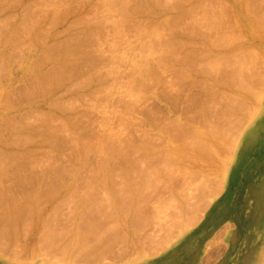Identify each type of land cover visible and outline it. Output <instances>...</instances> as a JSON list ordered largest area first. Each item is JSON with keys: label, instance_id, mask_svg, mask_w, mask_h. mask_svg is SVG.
<instances>
[{"label": "rangeland", "instance_id": "374dc122", "mask_svg": "<svg viewBox=\"0 0 264 264\" xmlns=\"http://www.w3.org/2000/svg\"><path fill=\"white\" fill-rule=\"evenodd\" d=\"M3 1L5 3H3ZM11 1L12 0H9V1L8 0H0V3L1 2L3 3V4L1 3L0 6L1 5L2 6L6 5L5 7L1 8V10L3 9L2 12L0 10V17H1L0 18V25H1L0 26V30L2 29L0 31V41H1V39L2 40L5 39V35H6V37L9 36V34L7 36V30L6 29H8V31H9V28H10V31L11 30H15L14 31L15 34H12V32H11V34L13 35L14 39H16L17 37L19 39V36H20L21 38L18 41L26 42L25 38L22 36V33H23L22 31H23V29H25L24 27L25 26L29 27V25H31V23H30L31 19H33V20H31V22H33V21L37 20L38 18H40L38 20V23H39L43 19L41 17L43 15H45V14H46V16H44V17H46V18L43 19L44 21H41L42 23L41 22L39 23L41 25L44 24V23L46 24L48 16L51 17V15H52V16L55 17L56 14H57V16H58V14H60L58 16V20H61V15L64 16V18L62 16V20L60 21L61 22L60 24H59L57 18H55L56 21L54 19V21L57 22L54 27L58 30V33H54L55 38L51 39V41H53V42H54V40L59 41L58 38L60 36H58V35H61V37L63 36V38L66 36V39L65 38L61 39L62 41L60 40L58 42L60 44H58L57 41L54 42L55 43L54 45L56 47L55 46L52 47L53 46V42L50 41V43L52 44L50 47H52L53 53L57 54V56L59 55L58 54L60 52L59 50H61L62 53L60 52L61 54L57 58V56L55 57V55L52 53V51L50 52V50H49L48 51L49 54L46 52L47 53L46 56L49 55V57H51V56L54 55V57L53 58L51 57L50 58L51 60L49 59V57H48V60L45 57L46 61L43 60V59L40 60L41 63H43V64L39 63L40 61L38 60L37 64L36 63L34 64V68L36 69L35 71L27 70V69H24L23 71H20L18 69V66H19L18 64L21 63L20 62L21 59L23 60V58L25 59V57H29V51L32 50V47H34V48L37 47L39 45V43L45 39L44 38L45 37V33H42V34L40 33L41 35L39 34L40 36H37L35 38V40L34 39L30 40V43H33V45L31 44L32 46L30 45V43L28 41L30 47H29V45H27L28 43H26V44L24 43L25 44L24 46H23V43H22L21 44L22 46L20 45L21 47L16 45V46H18V48L13 49L12 53H11V51L10 52L8 51V53H4L5 57L3 56L4 54L2 56L0 55V57H3V58L0 59V64H1L0 65V83H4L5 82L4 79L7 78V77H9V80H10V81H7L8 82L7 84H5V89H3L4 87H2V89L0 88V99L2 98V100L4 101V103H3L2 100H0L1 101L0 102V119H1L0 120V133H2V134H0V136L5 137L7 135H9V136L11 135V138H15L13 140H17L19 138L17 137V139H16V136L13 135L14 136L13 137L12 134H11L13 132V130H14V132H18L17 136H19L20 139H22L23 141L22 140H20V141L17 140V142L15 143L16 145H15L14 142H11L10 140H8L9 142L6 141L5 139L7 137L5 139H3L1 137L0 140L1 141L4 140L3 141L4 144H3V142H2V144L6 148L7 152H8V149L10 150V153L12 152L11 149H13L14 146H16V148L15 147L14 148L17 150V148H18L17 145L18 144H19V146L22 145V146H20L21 148L24 147L23 149H20V147H19L18 148L19 150H17V151L15 150L16 151L15 154H18V156L20 158L16 157L15 154H13L12 157L16 158V159H13V158L9 159L11 157L10 153L8 152V154H7V152L5 151V148H3V145L0 144V153L4 152V151L6 152V153H1L0 154V161H1L0 162V165H1L0 166L1 167L0 168V172H1L0 176L3 175L2 177H0V180H1L0 181V193H1L0 197L3 196L2 198H0V202H1V200H4V201L1 202L0 210L4 209L3 212H5V210H6L7 213L9 214L10 213L9 211L12 208L13 210L11 209V211L15 210V212H13V213H16L15 214L16 216L14 214L12 215L10 213V215H12L13 217L9 215V218H8L9 221L6 220L8 222V223L6 222V224L10 223V225H8L6 229H4L5 227H2V228L0 227V230L1 229L6 230V231H10L11 230L10 232L14 231L12 233L8 232L9 233L8 234L7 232L5 233V232H3V230H1L4 233V236L3 235H0V236L6 237V239H8V241L6 239H2L0 237L1 238L0 239V249H1L0 250V264H264V203L263 204L259 203L258 198H257V193L263 192V194H264V86H262V84L264 83L263 82L264 80H261V77L262 78L264 77V76H262V74H263L262 71H264V28H262V27H264V21H262V18L264 17V11H263L264 10V2H263L264 0L263 1L262 0H257L258 2L255 1L256 3L254 2V0H248V2H250V4L254 3L255 5L257 4V6L260 4L259 6L262 7V8L260 7L261 9L259 7H257V10L260 9V11L258 10V12H257V14H259V17H257V18H256V16H258V15L257 14L255 15V13H254V11H256V8H254V7H256V6H253L254 5L253 4L252 5L253 8L251 7V9H250L251 5L248 2L245 3L246 0H238V1L237 0H216V1L213 0L214 2H212L211 0H202L201 3H199V0H195V1H193V0H186L185 1L184 0L185 4L189 3V4H186V6L187 5L190 6V3L191 4H195L196 3V5H197V3H199L197 5V7L201 6V7H199L201 9H199V8L197 10L194 9V11L191 10L190 8L192 7V9H193L194 6L196 8V5H194V6L192 5L190 7L189 6L186 7L184 5L183 0H181V1L177 0V3H176L175 0H172L173 3H171V0L169 1L170 3L168 2V0H162V2L164 1V3H162L161 0H158V1L161 2V5H163L164 8L160 4H158V5L161 6L160 8H159V6H157V3H159L157 0L156 1L155 0L154 1L151 0V2H149V0H148L147 2L149 4L147 5V3H146L145 6L152 7V5H153V6H155L154 9L157 8V7H158V9H160L158 11L159 13L156 12V10H158V9H155L156 13L152 12V13L155 14V17L151 15V18L152 17H154V18H159L160 17L158 19L159 21L157 19H152V20H154V22H153L154 24H152V20L149 21L151 19L150 18V14L149 13H145V12H143V14H142V12H140L139 14H140L141 17H143V15H144V17L142 18L143 21H141V23L143 25L139 21V20H142V19L141 18L139 19V17L137 16L138 19H139L138 20L139 23L136 22L138 24L137 33L134 32L135 30L134 31L131 30L132 28L134 29V26L132 28H131V26L133 24H136L135 21L137 20V18H136V20H132L131 19V20L125 21V24L127 23V25L124 24L123 25L124 27H123L121 25V22H120L121 21V14H120L119 10L115 11L116 13L114 11L112 13V10H114V8L112 7V8H110L111 12H110V10L107 11L108 8L112 6L109 3L107 4L109 7L106 5L107 1L109 2L110 0H98L99 2L97 0H86V1H84V0H80V1H78V0H69L68 1L67 0L69 3L66 0H64V2H66L67 4L64 3L63 0H13L12 2ZM72 1H75L74 2L75 5L73 3H71ZM100 1H103V2L101 3ZM104 1H106V3ZM122 1H123L124 5L127 4L126 6H128V7L129 6L133 7L134 5H136L137 2H140V0H130V1L129 0L128 1L127 0L126 1L122 0ZM13 2H15L16 4L15 3L13 4ZM26 2L27 3L29 2L30 5L28 4L26 6H21L24 3H26ZM56 2H58V4ZM62 2H63V4H62ZM86 2H88L89 4L86 3ZM114 2H115V0H114ZM219 2H220V4H218ZM33 3H35V4H33ZM55 3L57 4V7H56ZM129 3L131 5H129ZM140 3H143V1L141 0ZM140 3L137 4V6H138L137 9H139V8L141 9L143 7V6L140 7L142 5V4L140 5ZM165 3L168 4V5H166ZM178 3H180V5H178ZM202 3H203V5H201ZM240 3H242V4H240ZM7 4H8V6H7ZM58 5L60 7H58ZM69 5H71V6H69ZM72 5H73V7L75 6V8H73ZM76 5L79 6V7L81 6V8L77 7ZM82 5H84V6H82ZM102 5H103V7H102ZM115 5H116L115 7H117V6L119 7V5H117V3ZM182 5H183V7H182ZM239 5H241L242 8ZM54 6H55V8H54ZM88 6H89V8H88ZM208 6L210 7V9L208 8ZM247 6L249 7L248 9H247ZM21 7H25L24 8L25 12H24V10L23 11L21 10ZM30 7H31V9H30ZM52 7L54 9H52ZM167 7L170 10H167L168 9ZM217 7H218V11L219 10L220 11H219V13H218V11H216L217 14H216V16H214L215 15L214 12L217 9ZM244 7L246 9H244ZM27 8H28V10H27ZM60 8L61 9L63 8V12H61L62 10ZM161 8L163 9V11H161ZM165 8H167V9L165 10ZM184 8H189L190 10L184 9ZM57 9L59 10V12H57L58 11ZM75 9H76V11H75ZM115 9H119V8H115ZM203 9H204V11H205V9H207L206 13L204 12L205 14L202 13ZM242 9H244V10H242ZM13 10H14V12H13ZM30 10H31V13H30ZM66 10H68V11L66 12ZM69 10H71V11H69ZM84 10H86V11H84ZM139 10H137V11H139ZM174 10H175V12H173ZM179 10L181 11V13H179ZM211 10H213V11H211ZM235 10L237 12L236 14L234 12ZM3 11H4V13H3ZM36 11H38V13ZM42 11L43 12L45 11L44 12L45 14ZM182 11H183L184 15H183ZM195 11H197V12H195ZM207 11L211 12V14L213 13L214 15L209 14ZM246 11H249V12L246 13L248 16H246V14H244ZM19 12L22 15L27 13L29 16L34 12L35 15L34 14H32L33 16L31 15L33 18L28 16L30 18V20L27 17H25L24 20L21 19V21H20L19 20L20 19V17H19L20 15H18V14H20ZM85 12H87L88 14L85 13ZM96 12H98V13H96ZM100 12H101V16L99 15ZM177 12L179 13V16H178ZM223 12H224V14H223ZM11 13L12 14L14 13L13 17H15V18H13L10 15ZM80 13H82L81 17H80ZM185 13H186V15H185ZM188 13H191V14H189L187 16ZM192 13H194L197 16H194V14H192ZM220 13H222V14L220 15ZM261 13H262V16H261ZM66 14H67V16H66ZM77 14H79V15H77ZM104 14H106V15H104ZM203 14H204V16H203ZM207 14H208V17H207ZM218 14L221 17V18H219V20L221 19L220 23L218 22L219 20L217 18V16L219 17ZM22 15H21V17H22ZM84 15H87V16L84 17ZM107 15H109V16L107 17ZM137 15H138V12H137ZM146 15H148V16H146ZM190 15H192L193 17L191 18ZM201 15H202V17H205V15H206V17L201 19V22L199 24ZM249 15H250V17H249ZM8 16H9V18L11 16L10 19L12 21L8 18ZM92 16L93 17L95 16V18H93ZM145 16H146V18H148L147 21H149V23L151 22V26L155 25V30L153 29V32L150 29L146 30L150 26V24L146 22ZM157 16H159V17H157ZM170 16H172V18H170ZM185 16H187V17L185 18ZM209 16H214L215 19H214V17L213 18L211 17L212 20L210 21L211 18ZM235 16H236V18L238 16L239 20L236 19ZM23 17H24V15H23ZM54 17H52V18H54ZM76 17H78V18H76ZM79 17H80V19H79ZM173 17H175V18H173ZM228 17H229V19H228ZM243 17L246 19V21H245V19ZM260 17H262V18L259 19ZM89 18H90V20H89ZM177 18L179 20H181V21H179ZM182 18H183V20H185V22L187 21L186 22L187 24L182 21ZM189 18H190V20L195 18L194 20L196 22H197V20H199L198 21L199 27H201V24H202L201 30L200 29H196L195 30V28H198L197 23L193 22V20L190 21ZM226 18L228 20H230V19L231 20L227 21ZM65 19H67L66 21H68V22L65 23ZM74 19H75V21L77 19L80 20V21L77 20L75 22V21H73ZM102 19H105V20H102ZM160 19L162 21L165 20V22L167 20L172 22V20L176 19V20H174V24H175V22H176V24H175V26H173L174 25L173 22H172V25H171V22H170V25H171V27H170L168 21L166 23H164V22H161ZM233 19H235V21ZM253 19H255V20H253ZM17 20H19L20 23ZM22 20L23 21L26 20V21H29V22H26V21L23 22V24L24 23H26V24H24V25L22 24L23 26L21 27L20 25L22 23ZM94 20H96V21H94ZM155 20H157V22ZM206 20H208V24H209V21L213 24V22H216L218 20L216 25L214 23V25H215L217 30H218L217 27L222 28L224 23H226V28L223 27L222 29H220V32H221V30H223V29L225 30L226 29L227 31H229L228 33L232 35L231 31H233V34L236 32L235 34L239 38L238 37L236 38V36L232 35L233 36V40H231L230 38L232 36L227 34L230 38H228V36L226 35L227 37H225V40H223L224 37L222 35L224 33H227V31L225 32L223 30L224 32L222 31L223 32V34H222V32L221 33H219V31L217 32V30L215 29L214 25L213 26L212 25L209 26L210 28L208 26L206 27L205 24L202 23V22H204ZM237 20L240 21L241 23L238 22ZM7 21H9V22L7 23ZM14 21H16V22H14ZM83 21L85 22V24H84ZM98 21H100L99 24L106 23V24H104L106 27H104V28L101 27V26H104L103 24L97 27L95 24H98ZM129 21H132L130 23L131 26L130 25L128 26V24H129L128 22ZM188 21H190V22H188ZM225 21H227V22H225ZM249 21H251V22H249ZM255 21H256V23L257 22L258 23L256 24ZM261 21L263 22V25H262ZM17 22L19 23L18 25H17ZM143 22L146 23V25ZM155 22L158 23V24H156ZM159 22H161L163 24V28H164L163 30L161 28L162 26H160L162 24L159 23ZM179 22H180V24H177ZM248 22L252 26L253 25L254 26L252 27L250 24L247 25ZM259 22H261V25L259 24ZM11 23H12V26H11ZM114 23H115V25H114ZM190 23H192V25H190ZM193 23H195V25L197 27L194 26L195 28H193V25H194ZM205 23H206V25H208L207 21ZM218 23L221 24L222 27ZM227 23L230 24V26H228ZM5 24H7V25H5ZM48 24L49 23L47 21V25ZM64 24H66V27H65ZM112 24H113V28L111 26ZM139 24H140V26H139ZM147 24H149L148 27H147ZM231 24L236 26V27L235 28L232 27ZM47 25H45V28H47ZM116 25H119V26L116 27ZM156 25H159V26L156 27ZM183 25H185V26H183ZM186 25H187V27H189L187 29H190V28L192 29V31L190 30L192 33L195 32V33H193L194 35L198 34V30H200L199 33L202 34L204 26L206 28H209L210 31H211V27L212 28L214 27V29L216 30L217 34L218 33L222 34V35H218V36H220L222 38L223 42L226 41V40H229V39L231 41H233V42L230 41L231 42L230 44L219 46L221 44L219 41H221V40L215 41L216 36H217V35L216 36L214 35L215 32L213 30L211 31V32H214V34H213V36L215 37V39H214L211 36V32L209 30H208V32H205V31H207V29L204 28V32L205 33H209L210 32L209 33L210 36L208 35L207 40L211 41V40L214 39V41L216 42L215 43L213 41L214 42L213 43L214 46H213L212 41H211V44L213 46V47H211L210 42L205 40L206 37L204 38V34L205 33H203V35L201 37L197 38L196 37L197 35L193 37L192 33L189 32L185 28ZM13 26H15L14 27L15 29H12ZM16 26L18 28H20V29L23 28L22 31L17 29ZM49 26H50V24H49ZM49 26H48V28H49ZM69 26H70V28H68ZM114 26H115V28H114ZM151 26H150V28H151ZM2 27H4V28H2ZM76 27H78L77 28L78 30H75L74 32L71 31V32L74 33V35H76V33L79 30H81V31H79L77 33V35L79 34L78 37L75 36L76 40H75V37H74L73 33L70 32L73 35V42L75 40V42L73 43L72 39H71L72 37L69 36L70 35L69 31L71 29L74 30ZM121 27L124 28L123 29V33L121 32V30H122ZM125 27H130V30L133 31L134 33H132V32L130 33L129 32V28H127L128 31H124V30H126ZM139 27H141V28H139ZM228 27H230V28L228 29ZM62 28H64L63 31L61 33H59V30L62 29ZM66 28H68L67 30H69L67 32L68 34H66V31H67ZM95 28H97V30ZM110 28H111V30L114 29L113 33L110 30ZM117 28H118V31L116 30ZM159 28H161V32H160ZM168 28H170V29H168ZM56 29L53 28V32ZM82 29L86 30L87 32L85 33L84 30L82 31ZM103 29H104V31H103ZM19 31H21L22 33L19 32ZM116 31L119 32V34ZM150 31L153 34H151ZM1 32H2L3 35L5 34L3 37H2ZM55 32H57V31H55ZM89 32H91V33H89ZM120 32L122 33V35H121ZM186 32L187 33L189 32L188 34L191 33L190 34L191 35L190 40H188L190 35L187 36ZM99 33H101L103 37ZM171 33L175 34V35H177L179 33L178 35L180 36V38L178 37V35L175 36V37H171ZM181 33H183L184 36L180 35ZM184 33H186V34H184ZM237 33L239 35H237ZM56 34H58V35H56ZM200 34H199V36H200ZM14 35H16L17 37H14ZM87 35H88V37H87ZM164 35H165L166 38L164 37ZM82 36L83 37H87V38L84 39ZM121 36H122V38H121ZM242 36L244 38H242ZM67 37L70 40H68ZM89 37H91L90 38L91 40L89 39ZM93 37L94 38L96 37L95 39H97L99 37L97 40H95V41H97L95 44H94V41H93L94 40ZM113 37H115L114 40H113ZM116 37H118V38H116ZM167 37H169V38H167ZM177 37L179 38V41L182 39L181 37H185V38L187 37L186 39L184 38L185 41L187 40L189 42V43H187L186 46H188V44H190V43H191L190 44V46H191L194 42H195L194 44H197L196 42H198V40L195 41V38L201 39V41L199 40V44L200 45H201V43L202 44L206 43V44H204L202 46H204L206 49L208 48L209 50H210V48H212V50L215 51V53L220 55V56H218L216 54L217 61H218L219 57L222 56L221 55L222 52H226L227 53L228 51L233 50V49H234L233 51H235V54H232L233 52L231 53L233 56L236 55V57H239V56H237L238 55L237 53H239V51H241V53H243L245 51L243 53V55L245 54L247 56L244 57L242 55V58H235V56L233 57L231 55L233 57L232 58L230 56V52L231 51L229 52V54L227 53L228 55L223 53L225 56H230L231 58H229V59L232 60V61L231 60L229 61V59H227V57L224 56L226 58L225 62L228 61L230 63H225L223 65L222 64V63H224V60H222L224 58L223 56H222L221 60L219 59L220 60V61H218L219 63H217V61L214 58V54L215 53L212 50H211L212 51V53H211V51L209 52V50L207 49L208 53H206L207 50L204 47L202 48L200 45L199 46H195L194 44L192 46H194L197 49H199L197 51L198 53H199V51H202L201 52L202 54H200V53L196 54V51H195L196 48H194V50L189 51V52L191 53V52L195 51L194 52L195 55H194V53L193 54L189 53L190 54V56H189L188 52H186L183 49L184 47L182 45V43H184V45H185V43L187 41L183 42L184 40L182 39L181 40V44L179 46L180 48H179L177 44H179L180 42L178 41ZM240 37H241V39H240ZM111 38H112L113 41L111 40ZM193 38H194V41H193ZM210 38H212V39H210ZM100 39H102V41ZM103 39H105V41ZM107 39H108V41L109 40L111 41V42L110 41L109 42L112 45L110 43H108ZM174 39L175 40L177 39L176 40V42L178 41L177 44L174 41ZM63 40H65L64 41L65 44L68 41L69 42L71 41V42L70 43L68 42L66 45H64V43H62ZM98 40H100L101 42H99ZM171 40L175 42V44L173 42L174 46L177 45L176 48H173L174 46L173 45L171 46V44L168 46L169 43H172ZM83 41L85 42V44H83L84 43ZM166 41L167 42L169 41V42H168V44L166 45L165 48L168 49L171 46L170 49L173 48L174 49V50L172 49L173 51L169 50V49L166 51L165 48H164V51L158 49L160 47L162 49V47L165 46L164 44H166ZM192 41H193V43H192ZM88 42L89 43L91 42L90 43L91 46L94 44L96 49L94 48V46L90 47ZM98 42L100 43V45L103 42L102 44H103L104 47L102 46V48H101L100 45L98 46ZM106 42H107L108 46L105 45ZM163 42H164V44H163ZM71 43H72V46L70 45ZM77 43H78L79 46L81 44V48L77 45ZM156 43L158 44L157 47H156V45H157ZM207 43H208V45H207ZM62 44L65 46L64 50H63ZM209 44H210V46H209ZM58 45H61V46H59V48L62 47V49L57 48ZM69 45H70V47H73V49L71 48L72 52L75 51V46L77 45L76 46V51H79V52H85L86 51L85 54L88 53L87 55H89V56L84 55V53H79V52L77 53L76 51H75V53H71V51H68V49H67ZM73 45H75V46H73ZM84 45L86 47H84ZM159 45H162V46H159ZM26 46L29 47V48H26ZM186 46H185V49L190 50V48L189 47L186 48ZM223 46H224V48H222ZM24 47L26 49H24ZM215 47H216V49L217 48L218 49L215 50ZM245 47H247V48H245ZM55 48H57V52L55 51L56 50ZM177 48H178L179 51L175 50ZM219 48H220V51H222V50H224V51L219 53ZM18 49H21V50H18ZM247 49H249L250 51L247 50ZM17 50H18V52H17ZM69 50H70V48H69ZM92 50H94L95 52L93 51V53L91 52V54H90L88 51H92ZM180 50H184V53H183V51H181V53H182L181 55L179 54ZM168 51L170 53L172 52V55H175V54L177 55L178 54L177 56L176 55L174 56V58L176 57V59L178 58V59L181 60V58H184L185 63H186L187 66L184 63H182L180 60L178 61V59L176 60V59L173 58L174 60H170V59H172L173 56L171 57V54ZM203 51H206L205 54H204ZM216 51H218V52H216ZM236 51H238V52H236ZM3 52H7V51L4 50ZM163 53H166V56L169 53L170 56L168 55V58H167ZM185 53H187V56H188L187 59L189 57H193V59L189 58L190 60L192 59L191 63H189V59L186 61L185 56L182 57ZM249 53H250V55H249ZM70 54H72V56ZM73 54H79V55L75 56L76 58H78L82 54V57L78 58L79 59L78 60L79 63L77 62V59H74L75 57H73ZM207 54H210L212 57L208 56ZM251 54H253V55H251ZM6 55H8L7 58H6ZM66 55H68V56L70 55V57L73 58L72 60H74L76 64L74 62H72V60H70V57H69V59H67L68 56L66 58ZM94 55H96L97 57L99 56V58H98L99 62H98V60H95V58H97V57H95ZM111 55H114V56L111 57ZM179 55L181 56V58H179L180 57ZM196 55H201L202 57L204 55L205 59H208V58L212 59L213 58V61L215 60L217 65L212 60H211V64L213 62L216 65V66L214 65L215 66L214 67L213 64H212V66L214 68L212 66H208L207 65L209 63V61L208 62L202 61L203 63L202 64L200 63V65H203V67L199 66L198 61H197L198 64L196 65L195 64L196 62L195 63H193V62L196 61L198 57H200V56L197 57ZM87 57L89 58V60L87 59ZM202 57H200L201 60H203ZM240 57H241V54H240ZM9 58H10V61H8ZM195 58H196V60H194ZM247 58H249V63H247V62L243 63V61L245 59H247ZM254 58H256L258 60H254ZM66 59H67V61H69L68 64H67ZM82 59H83V61H82ZM90 59L92 61L91 65H90V63H91ZM236 59H239V61H242L241 62V64L243 63L242 65L245 64L243 69L246 67V65H247V68L251 66L249 69H247V71H249L251 69L250 71H252L254 75H251V73H249L251 75L250 76L251 77L250 80H249V76H247V79L250 81L249 84L251 83V80H252V85L250 84L251 87L254 89V88H258V87L261 86L262 90H261V88H260V91H259V89H257V90L254 89V92H251V94H249L250 92H248V91H247L248 93L245 92L241 87H239L240 89H238V86H240V85H238L239 82L236 81V79H233V78H237V80H238V75H237V73H235V71H237V70L235 69V71H234V69H233L234 72L231 71V69H232L231 67L234 66L233 65L234 63H235L236 68L239 65L237 63L239 61L238 60L236 61ZM251 59H253L254 62H253V60L251 61ZM59 60L60 61H62V60L64 61L65 60L66 61V64L68 66L64 65L65 64L64 63V64H62V66L64 65L63 66L64 68L63 67L62 68H63V70L65 72H67V73L70 72L71 75L70 74H66L65 72H63L66 76L67 75L68 76L66 77L64 74L61 76L62 72H60L58 70L61 67L60 64H59V62H60ZM93 60L97 61V62H93ZM101 60L105 61L106 64L103 63ZM162 60H163V62H161ZM167 60H170V63ZM184 60L182 59L183 62H184ZM201 60H199V61H201ZM2 61H4V62H2ZM18 61H19V63H18ZM53 61H55V63H51V64H54L56 66H54V65H52L54 67H52L51 65L49 66L48 63L49 62H53ZM84 61L87 62L86 63L87 65L89 63L90 66H93L94 71H96V72L93 71V68H89V65L87 66ZM145 61H146V63H145ZM174 61L176 63H174ZM9 62H11V63H9ZM143 62H144V64H143ZM151 62H153L155 64V66H154L153 63L151 65ZM255 62H257V63H255ZM4 63L5 64L7 63V64L4 65L5 67H2ZM38 63H39V65L40 64L41 65L39 66ZM45 63H47V64H45ZM80 63L82 65H79ZM97 63H98V65H97ZM167 63H169L170 65H174V66H169V64L166 65ZM220 63L222 65H220ZM44 64H45V67H44ZM58 64H59V66H58ZM69 64L73 65V66H70ZM93 64H95V65H93ZM142 64H143V67H142ZM147 64H149V65H147ZM204 64L206 66H208V68L210 70H208L207 67L204 66ZM248 64L250 66H248ZM99 65H101V66H99ZM145 65H147V67ZM182 65H184L185 67L182 66ZM190 65L192 66V68H191ZM195 65L198 66L199 69L202 68V70L204 69V67H206L205 69L208 70V72L203 70L205 72V74L204 73H200L201 69H200V71H197L198 68ZM240 65H239L240 68H237L238 70L241 69L242 65L241 66ZM252 65H253V67H252ZM46 66H48L49 68L46 67ZM193 66H195L196 71H195V69H193L194 68ZM217 66L220 67V68L222 67L221 70L224 67L223 73L225 71V73L228 74V77H227L228 79L227 80H228L229 84H227V82H226L227 80H225L227 75L223 76V74H221L222 72H220V71L218 72V70H220V69L219 68L217 69ZM259 66L261 68H258ZM7 67H9V68H7ZM55 67H57V68L59 67V68L57 69ZM104 67H106V70H109V72H107ZM50 68H52V69H50ZM69 68L72 69V70L70 71ZM135 68L137 69V71H139V73H137ZM143 68H145L147 70H145ZM148 68H149V70H151V73L148 72L149 71ZM188 68H189V70H188ZM229 68H230V71H229ZM253 68H254V70H256V68H257V70H256L257 72L253 71ZM38 69H41V70H39V73H37ZM44 69H47V70L50 69L51 71L50 70L47 71V72L45 71L46 72L45 73L43 71ZM55 69L57 70V73H56ZM73 69H74V71H76V70L77 71L74 73ZM78 69L81 71V74H80L81 77L80 76L78 77V74L80 73V71ZM192 69H193V72H191ZM260 69H262V70H260ZM144 70L147 72V75H148L147 81L145 80L147 76L144 75V72H145ZM244 70L243 71L245 72V75H246V73H247L246 69H244ZM85 71H86L87 74L84 73V75L87 76L88 80H91L92 78H94L93 80H96V77L98 79V78H100V76H102L101 78L103 80H100L101 78L98 79V81H97L98 84L96 82L95 83H91L90 81L88 82L86 80L87 79L86 76L84 77L83 74H82ZM91 71L94 72L95 76H94V74H91L92 73ZM215 71L218 72V75L220 73L219 78L217 77V73L212 75ZM243 71L242 70L240 71L241 76H242V72ZM259 71H261V72H259ZM48 72H52L53 73V74L50 73L49 79L46 78V77L49 76ZM181 72H183V73H181ZM210 72H211V75L214 76L213 78L211 77V75H209ZM229 72L231 73V75H233V73H235V76L233 75L234 77L232 76L233 77L232 78L231 75H229L230 74ZM244 72H243V75H244ZM58 73H59L60 76H58ZM97 73L100 75V76L98 75L99 77L96 76ZM106 73H107V75H106ZM207 73H208L209 76L207 75ZM256 73L258 74V76H259V74L261 75L259 80L256 77L257 76ZM47 74H48V76H47ZM75 74L77 75L78 79H77ZM102 74L106 75L107 78L104 77ZM43 75H46V76L43 77ZM88 75H90V76H88ZM183 75H186V76L184 77ZM247 75H248V73H247ZM53 76H57L59 78L57 79V77H53ZM69 77H71V78H69ZM89 77H90V79H89ZM132 77H133V79H131ZM144 77H145V79H144ZM149 77H150V79H149ZM200 77H201L202 80L199 79ZM230 77H231V79L233 81H236V82L232 81V83H235L236 85H238V86H235L238 89V91H239L238 94H237V92H238L237 89L235 90V88L233 87L235 84H233V86H232V83L230 82L231 81ZM253 77L256 78V81L258 80L259 83H261L260 86H258L259 85V83H258V85L256 84L257 87H255L256 85L253 82V80L255 81V79ZM60 78L62 79L61 80L62 83L59 80ZM81 78H84V79L81 80ZM195 78L198 79L199 81L195 82L196 81ZM207 78H209V79H207ZM222 78L226 82L225 85H223V84L220 85V82H221ZM38 79H40V80H38ZM56 79L60 82L59 85H61V86H59V85L56 86V84H55L56 81H57ZM67 79L69 80V82H68ZM72 79L78 80L79 82L78 81L77 82L75 81V82L79 83V86H78V84H76V85L73 84V86H72L71 83H75L74 80L71 81ZM130 79L135 81V82H133V81L130 82ZM215 79L218 80V81H216ZM53 80H56V81H53ZM83 80H86L87 82L86 81L84 82ZM219 80H220V82H219ZM260 80L262 82H260ZM137 81L141 82V83L138 84ZM203 81H204V84H203ZM206 81H208V82H206ZM39 82L41 83L42 86L38 85ZM47 82H48V84H47ZM53 82H54V84H53ZM59 82H57V84ZM101 82H103V83H101ZM136 82H137V84H136ZM201 82H202V84H201ZM44 83L46 84V86L43 85ZM85 83H86V85H87V83H90V85H87V87H84V86H86V85H84ZM131 83H133V85L136 84V86H138V88L136 86L134 87ZM198 83H199V85H198ZM51 84L55 85L56 88H58L59 90L60 89H64L65 87H69L70 88V86H72V88H70V89L73 90L75 86L76 87L78 86L81 90H83L82 91L83 94L86 92L85 91L86 88H87V90H89V89L92 88V86H94V91L92 90L93 92H96L95 89H97V90H100L101 92L104 91L103 93H105V94H103V93H101L99 91L98 94L96 93L94 95L96 97L92 96L93 94H91V96H92L91 97L90 93H92V91L89 90V91H91L90 93L82 96V94L80 95L81 90L77 87V89H74L75 91L73 90L72 93L69 92L68 93L69 95L68 94L67 95H65V94L63 95V91H62V93L60 91H58V93H54L55 94L54 95L53 93L50 92V91L55 89V87L52 86ZM62 84H63V86L64 85L65 86L63 87ZM94 84H97V86L101 85V84L102 85L104 84L106 87H104V85H103V86L100 87V88L103 87V89H98V87H95L96 85H94ZM226 84H227V86H226ZM81 85H83V86H81ZM129 85L130 86L132 85V86L129 87ZM213 85H214V87H213ZM228 85H229V87H228ZM48 86L50 87V89H52V88L53 89L48 91L49 90ZM43 87H44V89H43ZM83 87L85 89H83ZM139 87L141 88V90H140L141 92L138 91V90H135V89H140ZM251 87L249 86V91L253 90ZM216 89L219 91L218 95H215L218 92ZM7 90L8 91L10 90V91L7 92ZM72 90H70V91H72ZM213 90H215V91H213ZM222 90H224V91H222ZM78 91H79V93H78ZM89 91H87V92H89ZM137 91L139 93H137ZM225 91H227V92H225ZM228 91L233 94L232 95L233 98H234V96L236 98L239 96L240 98L238 97V99H241V98L250 99V100L246 99L245 100L246 102L243 101L242 99H241L242 101H240L241 105L244 104V102H245V104L248 103V105L247 106L243 105L242 110L240 111V109H239V107H240L239 105L240 104L238 102H236L237 99L235 100V98L234 99L230 98L231 94ZM241 91H242V94H241ZM49 92H50V95H49ZM59 92H60V94H59ZM8 93H9V95H8ZM77 93H78V95H77ZM134 93H137L136 94L137 96ZM224 93L227 95V97H226V95ZM227 93H229V95ZM245 93H247L248 96ZM254 93L258 97H256V96L251 97L252 95H255ZM52 94H53V97H52ZM100 94H102V95H100ZM219 94L221 96H219ZM257 94H260V95H257ZM48 95L50 96V98H49ZM58 95H59V97H58ZM60 95L61 96L63 95V96L61 97ZM71 95H72L71 101H72V98L75 96L73 101H72L73 103L69 102L70 101L69 97ZM79 95L81 97H79ZM87 95H89V98H88ZM98 95H99V97H98ZM217 96H218V98H217ZM66 97H68V98L65 99ZM223 97L224 98L226 97L228 101L227 100H222V99H224ZM52 98H54V100ZM63 98L66 101L67 100L68 101L65 102V100ZM98 98H100V99L98 100ZM219 98H221V99H219ZM75 99H77L78 102L75 101ZM212 99L213 100L216 99V101H212ZM218 99H219V102L217 101ZM229 99H230V101L233 99V101H231L230 104L227 103V102H230ZM43 100H44V102L46 101L47 104H46V102L44 103ZM56 100H57V105L54 103V106H53L52 104H53L54 101L56 102ZM61 100H62V102H61ZM63 100H64V103L66 105L63 103ZM81 100H83V101L86 100V101L83 102ZM220 100H222V101L220 102ZM49 101H50V103L52 101L53 102L51 104H49L48 103ZM59 101H60V103H59ZM93 101H94V103H93ZM95 101H98V102L95 103ZM223 101H225L224 102L225 104L223 103ZM87 102H89V104ZM90 102H92V103L90 104ZM213 102H216V103H213ZM2 103L3 104L6 103V105H3ZM30 103L31 104L32 103L33 104L34 103H38V104L32 106L33 104L31 105ZM61 103H62V105L60 106ZM70 103L73 104L74 106H72ZM79 103L82 104V105H80ZM234 103H238L239 105L237 104V106H239V107H237L236 104H234ZM48 104L51 105V106L48 107L49 106ZM75 104L77 106H75ZM100 104H101V106H100ZM202 104H204L203 107H202ZM208 104L211 105V106H209ZM214 104H216V105H214ZM223 104H224V106L226 104H229V107H227V105H226V107L229 110L228 109H224L225 107L223 108ZM231 104H232V106H231ZM46 105H48V106H46ZM67 105H69V109L65 108V107H68ZM83 105H85L86 107L83 106ZM93 105H97V106L93 107ZM200 105H201V107H200ZM207 105L210 107V110L208 109L209 107H206V109L209 110V111H212L211 110L212 105L216 106V107H212L213 108V113L212 114H210L211 112L210 113L207 112V114L209 113V115H207L205 113L206 109L204 107L207 106ZM218 105H219V108L221 107L222 111L224 109L223 113H222V111H219L220 109H217ZM58 106H60V107H58ZM54 107H56V108H54ZM72 107H74L75 111L72 109ZM76 107H78V108H76ZM88 107H89V109H88ZM57 108H59L60 110L57 109ZM215 108L218 111L214 110ZM230 108L237 109V110H236V112H234ZM46 109L47 110H51V111H47ZM70 109H72L73 111L69 112V111H71ZM83 109H85V110H83ZM238 109H239V111H238ZM32 110H34L35 113H41L42 115L40 114L41 115L40 116L38 114H35V113H33L34 111H32ZM42 110H44L45 112L42 111ZM201 110H203V111H201ZM214 111H216L217 113L214 112ZM227 111L228 112L230 111L229 112V113H231L230 115L234 114L233 115L234 118H235V116H237L238 119L241 118V113L244 111L242 113V116L244 115V117H242L241 120H236L235 119V121H237V122L233 121L234 118L231 121L229 119V113ZM26 112H28L27 115H26ZM51 112H53V114ZM73 112H74V114H73ZM5 113H6V116L9 115V117H10V114H14V116L12 115V117H10V118L8 117L9 118L8 119L7 117H3L5 115ZM45 113H46V115H45ZM226 113H228V114H226ZM33 114H35V116ZM49 114H50V116L52 114L51 118L50 117L49 118L46 117ZM58 114H59V117L56 116ZM60 114H61V116L62 115L64 116V117H62L63 119L66 118L65 114H66V116L71 114V115H69V117L67 116L66 122H67V120L69 118L70 119L73 118L74 120H72V123H70L71 120L69 119L70 121L65 123V120H64V122L61 120ZM246 114H248V115H246ZM53 116L55 118L58 117L57 119L60 118V121H62V122L58 121L55 118H52ZM239 116H240V118H239ZM2 117L4 119H2ZM230 117H232V116H230ZM5 118H7L8 121L6 120L7 122L4 124ZM14 119L16 121H14ZM46 119H47V121H46ZM48 119H55L56 121L54 120L55 121L54 122L53 120H51V122H50V121H48ZM227 119H229V120H227ZM2 120H4V121H2ZM9 120H11V121H9ZM73 121L75 122L74 124H73ZM204 121H205V123H204ZM215 121H216V125L214 123V127L217 128V131L214 130L215 128L213 126L212 127L209 126L210 124L212 125V123H210L209 125L206 123V122H215ZM1 122H3V123H1ZM33 122H36V123H33ZM45 122H49V124L48 123L46 124ZM29 123L30 124L32 123V124L29 125ZM39 123L43 124V125L41 124V126H39L40 128L38 127L41 132L38 131V128H37V126H38L37 124H39ZM62 123H63L64 127H62V125H61ZM232 123H233V126L230 125ZM52 124H54V126ZM180 124H182L181 125V127L183 129L182 132H184V134L182 133L181 135H180V133H181ZM200 124H202V126ZM26 126H27V128H26ZM67 126H68V128H67ZM193 126H195V127H193ZM207 126H209V127H207ZM58 127L59 128L61 127V128L58 130L57 129ZM192 127H193L194 130L192 129ZM53 128H56L58 131L56 129L54 130ZM189 128L191 129V131H189ZM195 128H197V129H195ZM200 128H201V131H200ZM210 128L211 129L214 128L213 130H214V132L215 131L216 132L213 133V131ZM8 129H10V131ZM27 129H29V130H27ZM19 130H22L23 133L20 132L21 134H19ZM51 130H54V132L51 131ZM170 130H172V131H170ZM218 130H220L219 131L220 133H217ZM28 131L30 132V134H29ZM167 131L169 133L176 132L177 134L174 133L175 138L171 137L173 134L170 135L169 133H167ZM186 131H187V133H186ZM198 131L199 132L203 131V133L205 135H211L212 133L213 134L211 135V137L210 136L207 137V136L203 135V137H204L203 138L202 136H200L203 133H198ZM209 131H212V133H210ZM229 131H232V132H229ZM190 132H191V134H189ZM117 133L120 136H117ZM185 133L188 134V138H189V135L193 136V134H194V136H193L194 139L197 138L196 136H199L198 138L201 137V139H202L201 142L203 144L202 146H204L205 144H207V145L210 144L209 146H211V145H213L212 142L217 143L218 142L217 140L219 138L221 139L222 137H224L227 142L225 141L226 143H224V141H223V143H224V146L227 147V148H225L222 145V140L224 139L223 138L221 141H219V144H221V145H219L218 143L214 144L213 145L214 147L213 146L212 147L215 148V149H213L212 147H207V148H205V150H207L205 152L204 147H203V149H202V146L200 148H198L201 144L198 145V146L192 145V144H196L197 145V143H194L195 142L194 139L191 138L192 136L190 137L191 139L189 138L190 140L189 139L187 140V138H185V137H187V135L185 137H183L185 135ZM208 133H210V134H208ZM24 134H26V135H24ZM215 134L218 135L216 137V138H218L217 140H215L216 138L215 139L212 138L213 135H214L213 137L216 136ZM28 135H30V140H26V139H29ZM166 135L169 137L168 138L169 141H166L167 140ZM9 136H8V138H9ZM23 137H26V138H23ZM103 137H104V139H103ZM115 137H118V138L115 139ZM176 137H177V141H175ZM113 138H114L115 141L112 140ZM125 138H126V141L124 140ZM105 139H107V140H105ZM184 139H186V140H184ZM192 139H193V141H192ZM201 139L198 140L199 143H201L200 142ZM83 140L85 141V143L81 142ZM110 140L112 141L111 143H114V144L111 145ZM214 140L217 141V142H215ZM1 141H0V143H1ZM5 141L8 144L11 143L14 146L12 147V145H11V149H10L9 148L10 145L6 144ZM228 141H231V142L228 143ZM105 142H106V145H105ZM108 142H109L110 145L108 144ZM171 142H172V144H171ZM208 142H210V143H208ZM49 143H51V144H49ZM58 143L60 144V146H59ZM80 143H81V146H82L83 149L81 148ZM86 143L89 146H87ZM100 143H102V145H105V146L102 147ZM186 143H188V144H186ZM5 144H6V146H5ZM184 144H186V145H184ZM189 144H191L192 146L189 145ZM1 145H2V147H1ZM113 145H114V147H112ZM226 145H228V146H226ZM230 145H232L231 148H230ZM50 146L52 147V150H51ZM181 146H184V147L179 148ZM193 146L197 147V149L193 148ZM26 147H28V148L30 147V148L28 149ZM31 147H32V149H31ZM43 147H44V150H43ZM98 147L100 149H98ZM1 148H3L2 149L3 151L1 150ZM45 148H46V150H45ZM184 148H185V150H184ZM211 148H212V150H211ZM24 149L28 150L30 152L25 151L26 152L25 153L23 151ZM33 149H36L37 152L39 150V154L36 153V150L34 152ZM60 149H62V150H60ZM167 149L170 150V152L172 151L171 152L172 155L170 154V152L169 153L167 152L168 151ZM199 149H201L200 152L198 151ZM73 150H74L73 153L75 155H73V153H72ZM76 150L78 151L77 155L75 153ZM99 150H101V153L104 152V151L108 152L109 156L107 157V153L106 152H104V154L103 153L101 154L100 152H98ZM213 150H215V151H213ZM18 151H20V152H18ZM164 151L169 155V157H173V158L175 157L176 159L173 160V158H169V157L168 158L164 157V159H166V160L161 159V158H163L162 156L165 154ZM203 151H204V153L206 155L214 156L217 159L216 158L214 159L211 156L209 158H208V156L205 157V154H203ZM223 151L225 152V154H224ZM21 152L22 153L24 152L25 154H27V156L25 154H24L25 157H24V155H23V157H22V155L20 156L19 154H21ZM112 152H113V155H112ZM34 153H36L37 155L34 154ZM212 153H217L219 156H217V154L213 155ZM6 154L8 156H10V157L6 156ZM41 154H44V155H42L43 157L42 156L41 157L38 156V155H41ZM81 154H82V156H81ZM123 154H124V156H123ZM223 154H224V158L221 159ZM29 155L35 161H32V158L31 159L28 158ZM100 155H102V156H100ZM3 156H5V160L4 161H3V159H4ZM33 156L34 157L37 156L41 160H39L37 157L34 158ZM112 156H114V157L112 158ZM2 157H3V159H2ZM81 157L83 159H81ZM104 157H106V158H104ZM131 157H133L135 159H133ZM100 158H102V160ZM108 158H111L112 160L111 159L109 160ZM126 158L131 159L132 163H131V160H127ZM211 158L216 163H212L213 161L211 160ZM218 158H220V159H218ZM8 159H9V161H7ZM26 159L30 160V161H26ZM168 159L173 160V161L171 162ZM209 159L211 160V162H209L210 161ZM11 160H13V161L11 162ZM37 160H39V161H37ZM80 160H82V161H80ZM86 160H87V162H86ZM216 160H218V161H216ZM164 161H165V163H166V161H169L168 162L169 163L168 167H172V166H170V163H171V165L175 166L172 169H170L172 171L176 167H179L181 169V170H177L178 168H176V170H174V171H179V172H176V174H175V172L171 173L172 171L170 172V170L168 169V171H169L168 173L172 174V175L169 174L170 177H171V180H170V177H169V180L167 179V181H166L167 176L164 177V175L162 174L163 172L158 170V166H159L160 169H162L163 165L165 164V163L162 164V162H164ZM2 163H4L3 166H2ZM35 163H36V165H35ZM83 163L86 166L81 167L83 165ZM157 164H158V166H156ZM159 164H161L162 166H160ZM165 165H168V164L166 163ZM154 166L157 167V170L159 172L156 171V168H154ZM164 167L166 168V166H164ZM164 167H163V170L165 171V173H167V170L164 169ZM2 168L4 169L3 170L4 174L2 173ZM131 168H133L135 170L133 171V169L131 170ZM38 169L39 170L41 169V170L39 171ZM63 169H64V171H62ZM94 169H95V171H94ZM121 169L124 172H122ZM124 169H127V170L125 171ZM128 169L131 170V171L129 172ZM139 169H140V171H139ZM152 169L155 170L154 173H152L153 172ZM10 170L13 173H11ZM76 170H78V171H76ZM147 170H150L149 171V175H147V173H148ZM42 171L44 172L43 174L41 173ZM45 171H46V174H45ZM55 171H57V172H55ZM73 171H74V173L72 174ZM37 172H38V174H37ZM47 172H49V173H47ZM61 172H63V173H61ZM120 172H121V174L123 173L122 174L123 175L122 179L120 177L122 175L116 176L118 173L120 174ZM125 172H126V174L128 172L129 173L133 172V173H131V175L133 174L132 175L133 177H131V175L129 173L128 174H129V176L131 178L130 177L128 178V176H127L128 174L126 175L127 177L124 176ZM141 172H142V175H144V176L147 175V176H149V178L150 177L153 178L154 175L158 176V174H160V176L162 175L164 177V179H162L163 178L162 176L159 178V180L157 179V177H155L154 179L150 178L152 180H149V181L153 182L155 180L156 183L153 182L154 183V185H153L150 182L151 185H149V182L147 181L145 183L146 184L148 183V184L145 186L143 181H144V178H145V180H147V177L143 176V178H142L141 177L142 175L139 174ZM150 172L152 173V176H150ZM39 173L42 176L43 175L44 176L42 177ZM55 173H57V175H56V177L58 176L57 178L55 177ZM62 174H63V177H62ZM107 174H109L110 176L107 175ZM135 174H137L136 176L138 177V179L141 178V179H143V181L141 182V179L138 180L136 178ZM105 175H107V177ZM113 175H115V176L113 177ZM183 175H186L187 177L189 176V178H187V179H190V180H188V183L189 182L190 183L193 182V183L191 185L188 184L187 180H184V178H186V176H183ZM108 176H109V178L111 177L110 181L107 180ZM182 176H183V179H182ZM215 176H216V178H215ZM95 178L96 179L99 178L101 180H102V178L103 179L105 178L104 181L106 183L105 182H103V183H104V185L106 184L108 186L104 187L102 181H100L99 179H98L99 181H97ZM123 178H125V179L128 178L127 182H126L128 185H126V183L124 182L126 180H123ZM133 178L134 179L136 178V180H134ZM129 179H133V181L130 180L131 181L130 182V181H128ZM94 180H96V182H100L99 183L100 186H99V184L94 182ZM43 181H45L46 184ZM39 182H41V183H39ZM49 182L50 183L52 182V183L50 184ZM91 182H92V184H90V186L92 185V188L91 187L90 188L93 189V190L95 188V190L93 192H92V190L90 191L89 186H88L89 190L87 188H85ZM93 182L96 183L98 187L95 186L93 188V184H94ZM109 182H111V183L115 182L116 184H118V182H119L121 185L120 184H118V185L114 184L112 186L113 188L114 187L116 188L118 186L117 188L119 189V191L122 189V188L120 189L119 187H128V190H131V188L134 187V190H132V191H134V193L132 191H130L131 192L130 194L126 193L128 191L127 188H124L125 189L124 191L123 190H121L120 192L118 191L117 192L118 194L116 192L114 193V190L117 191L118 189L114 188L113 190H111V185H110L111 183H109ZM132 182L134 184L135 183L136 184L130 186V183H132ZM175 182H177V183H175ZM54 183L57 186H55ZM107 183H109V184H107ZM137 183H140L141 186H144L143 188L146 187V189L144 190L139 185L136 186ZM41 185H42V188L40 187ZM59 185L63 186V188H61ZM72 185H74V187ZM173 185H174V187H173ZM185 185H186V189L187 188L189 189L190 187L192 189H189V190L187 189V191H186L185 188H184ZM187 185L189 187H187ZM147 186H148V188H147ZM200 186H201V188H200ZM58 187L60 189H58ZM129 187H130V189H129ZM136 187H140L141 188V193L143 192L141 194L142 197H141V195H139L140 193H138V195H139L138 196L137 192H135V189L139 190L138 192H140V188H136ZM180 187H183L184 189L183 188L180 189ZM51 188H53V189H51ZM55 188H57V189H55ZM174 188H175V190H174ZM40 189H41L42 192L40 191ZM69 189L70 190L72 189V191L68 192ZM85 189H86V191H85ZM182 189H183V191H182ZM31 190H32L33 193L31 192ZM38 190H39V192H38ZM43 190H45V191H43ZM46 190H48V191L46 192ZM87 190L89 191V194L88 193H86V194H87L88 198L91 199V201L87 200L88 199L87 197H85V199H84V196H85L84 193L88 192ZM29 191H30V193H29ZM95 191H96V193L97 192L98 193L95 194ZM169 191H171V196H174L173 194H175V192H177L178 197L177 198L175 197V196H177V194H176L174 196L175 197L174 201H173V198H172V200H170L171 199V198H169L170 194H168ZM36 192H37V194H36ZM44 192H46V193H44ZM71 192H72V194H71ZM123 192H124V195H123L124 197L123 196L121 197ZM145 192H147V193H145ZM196 192H197V195H196ZM23 193H25V194H23ZM27 193H28V195L30 194L32 196H28ZM38 193H39V195H38ZM68 193H70V196H72V197H68L70 199H68L66 197V196H69ZM90 193H91V195H90ZM108 193H110V194H108ZM119 193L120 194L122 193V194L120 195ZM182 193H184V194H182ZM40 194L41 195L45 194L43 196L44 198L47 197L45 199V201H44V198L42 196H40ZM82 194H83V196H82ZM112 194H113V196H112ZM125 194H129V195H131V194L133 195L134 194L133 196L134 197L136 196V197L134 199V197H132V195H131V198L127 195L128 197L127 196L126 197L130 198L129 199L130 201L128 200V202H126L127 198L125 197ZM146 194H148V195H146ZM23 195L26 196V197L23 198L24 197ZM73 195H75V196H73ZM93 195H95L96 197L93 196ZM102 195H104V196L106 195V197L108 199L106 197L104 198V196L102 197ZM179 195H180V197H179ZM194 195H195V197H194ZM78 196L81 199L78 198ZM111 196L114 197V198L112 199ZM167 196H168V198H167ZM183 196H184V198H183ZM9 197H10V201H9ZM29 197H30V199H29ZM48 197H50V198H48ZM60 197L63 199V201L62 200H58V199H60ZM117 197H121L122 199L121 198L119 199ZM137 197H138V199L141 197L139 199V201H138ZM163 197L166 200L169 199L168 201H170V202L168 203V202H166V200H163L164 199ZM189 197H191V198H189ZM5 198H8V201ZM11 198L13 200H11ZM76 198H78V199H76ZM96 198H98V200H96ZM159 198L160 199L162 198V200H163L162 203H165V204L168 203V206L170 205L169 207L165 205L167 207V209H165V212H167V210L169 211V208H171L172 211H174V212L176 211L175 213H177V214H175V215H173L174 212L171 213L172 212L171 209H170L171 212H168L170 215L172 214L173 217L172 216H170V217H172L173 219L169 217L168 213H166V215H165V213L163 212L165 217L162 216L163 215L162 210L165 208V207L164 208L162 207V205L164 206V204H162V203H160V204H162L161 206L158 205V206H160L158 208L159 209V211H158L159 214L157 213L156 210H158V209L156 208L157 204H155V203L161 202V200ZM180 198L185 199V202H183V199L181 200ZM194 198H195V200H194ZM14 199H15V201H14ZM19 199L23 200V201L21 202ZM47 199H48V201H47ZM56 199H57L58 202H60L59 204L56 201ZM75 199L77 201H75ZM82 199H84V201ZM102 199H104L105 201L104 202L102 201V204H99V202H101ZM115 199H116V201L119 204L122 203V202H125V206L127 204H130L131 208L130 207L128 208L129 205H127L126 208L123 207L124 203L120 204V205H122V208H121V206L119 207V205H118V203H116ZM175 199H177V201ZM188 199H190V200H188ZM33 200H35L36 203ZM111 200H113V203H110ZM118 200H121V201L124 200V201L119 202ZM180 200L182 201L183 206L185 205L184 207H188V208L185 209V208L182 207V209L180 210L179 208H180V206H182L181 205L182 203L180 202L179 203L180 205L177 204ZM16 201L20 202L21 208H23L22 205H26L27 204V201H28V205L29 204H31V206L34 205L35 208H33L34 206L32 208H31L30 205L29 206H30V209H32L33 214L36 215L35 217L38 218V220H36L37 218H35L34 215H32L31 211H29L31 215L28 214L27 213L28 211H25V210L20 212L21 211L20 207H19V209L16 208V207L19 206V202H16ZM40 201H41V204H39ZM79 201H82V202L80 203ZM92 201H95V202H92ZM96 201L98 202V204L96 203ZM107 201H109V202H107ZM136 201H138V202H136ZM171 201H173V202H171ZM6 202L7 203L11 202L12 203V204L10 203L11 206L9 205V203H8V206H7ZM25 202H26V204H24ZM65 202L68 203V204H66ZM69 202H70V204H69ZM84 202H86V203L83 204ZM89 202H90V204H89ZM91 202H92V204L94 203L95 205L94 204L92 205ZM188 202H190L189 203L190 206H187V205H189V204H187ZM15 203H16V205H15ZM62 203H64L63 206H62ZM174 203H175V205H173V208H175V206H176L177 209L176 208L175 209L172 208V204H174ZM192 203H194L195 207H197V206L198 207L197 208H195L194 206L192 207V205H191ZM5 204H6L5 207L2 206V205H5ZM17 204H18V206H17ZM86 204H88V205L86 206ZM133 204H134V206H133ZM138 204H140V207H139ZM28 205H26V207L24 206L26 208V210H28L27 209V207H29ZM89 205H92V207L89 208L90 207ZM135 205H138V209H136L137 207ZM13 206H15V207H13ZM53 206H55V207H53ZM67 206H69V208L70 207L71 208L69 209ZM150 206H152V208ZM36 207H37V210H38L39 213L37 212ZM141 207L143 208V210H142ZM153 207H155V208H153ZM14 208H16V209H14ZM74 208H77V209L75 210ZM82 208H83V210L87 208V210H86V212H84V214H83L84 216L82 215V218H81V214L80 213H82V212H80V211H83V210H81ZM132 208H134L137 211L140 209L139 211L140 212L143 211L142 212L143 214L140 215L139 214L140 212H137V211L133 210ZM161 208H163V209L161 210ZM88 209L89 210L92 209L93 211H91V210L88 211ZM104 209H107L108 211L107 210L103 211ZM130 209H131V212H130ZM18 210H20V211H18ZM72 210H74V211H72ZM151 210H153V213L156 211L154 215H152L153 213H152ZM178 210H179V213L181 211L180 215L182 217L178 214ZM185 210H187V211H185ZM193 210H195V211L193 212ZM35 211L37 213H35ZM87 211H88V213H87ZM182 211H183V213H182ZM196 211L198 212V216L197 217H196V215H197ZM1 212H0V220H1V218L2 219L3 218L7 219V217H8L6 215L7 213L6 212L3 213V214L6 215L5 217H3L4 215H2ZM18 212H20V214L23 213V212H25L27 214L26 215L25 213H23L24 217L22 216L20 218H25L26 216L29 215L28 218L32 219L34 217L35 219L33 218V220H31L32 223H31L30 219H28L27 222L25 221L26 222L25 223L24 222L25 219L23 220V219L19 218V216H21L22 214L21 215L17 214ZM56 212H58V213H56ZM136 212L138 213L137 215L135 214ZM150 212H151V214H150ZM185 212H186V215H185ZM97 213L98 214L99 213H101V214L103 213L102 216L105 215V217L103 216V218H102V216H100L101 214L97 215ZM47 214H48V216H47ZM87 214H89L90 217H88L89 215H87ZM94 214H96V215H94ZM157 214H158V216H157ZM192 214H194V216ZM52 215L53 216L56 215V216H54V220H53V216ZM91 215H93V217H91ZM159 215L161 216V218H160ZM14 216H15L16 220H17V218H19V221L17 220L18 222L15 220ZM188 216L191 217V218L189 217L190 221L188 219ZM11 217L14 218V220L16 222H14V220H12ZM50 217H52V218H50ZM78 217H79L80 220H78ZM83 217H84V219H83ZM174 217H180V218H177V219L175 218L174 219ZM46 218H50L51 220L50 219L48 220ZM85 218H89V219H86V223H85ZM159 218L161 220L164 218L162 220L163 221L162 223L165 224V225H163L162 223L160 224L161 221H160ZM5 219H3V221ZM39 219H40L41 223H40ZM91 219H93V220H91ZM99 219L100 220L101 219L104 220V223L106 222V224L103 223V226L105 225L106 227L105 226L104 227L108 228L109 230L108 229H104V227H102L101 223L103 221L99 223V221H100ZM45 220H48V221H46V223H45ZM94 220L95 221L97 220V221L94 222ZM123 220H124V222H123ZM132 220L136 224H133ZM142 220H144V221H142ZM158 220H159V222H158ZM22 221L25 224H23ZM115 221H116V223H114ZM164 221H165V223H164ZM168 221L171 222V223H169ZM183 221H184V223H183ZM11 222L15 224V225H12L13 227L15 226L14 229L16 228V230L20 231V232H18V234H19V239L20 240L24 239L22 242L19 239H17V240L13 239V238H18L17 237L18 234H16L17 232L15 233V230L12 228ZM91 222L94 225L96 223L97 224L93 227V224ZM33 223H35L36 226L34 224V227H33L32 226ZM37 223H39V224L37 225ZM49 223H50V225H49ZM124 223L126 225H124ZM166 223H167V225H166ZM74 224H75V226H74ZM113 224H114L115 227L111 226ZM4 225H5V222L1 221L0 226H4ZM16 225H18L17 226L18 228L16 227ZM99 225H101V226L99 227ZM108 225L111 226V227H109ZM9 226H11V229H10ZM85 226H87L88 228L85 227ZM52 227H53L54 230L53 229L51 230ZM76 227H78L79 229L78 228L76 229ZM95 227H97V231L95 230V232H94L93 230H94ZM48 228H49L50 232L46 233L48 231ZM114 228H115V232H118V231H121V230L122 231L125 230L124 232L126 234L124 232H123V234H125L126 236L123 235L124 238L122 237L123 238L122 242H121V237H119V235L122 236V233L119 234L120 232H118V233L115 234L114 233ZM89 229H91L90 231L93 232L92 234H91V232L89 233ZM99 229H101V230H99ZM65 230H68V231H65ZM80 230L83 231L81 233L82 235L79 234ZM103 230L104 231L106 230V232H104ZM22 231L24 232L23 234L21 233ZM51 231H57V234L59 233L61 239L59 238V235L56 236L57 234H55V233L53 234V232H51ZM25 232H26V234H25ZM41 232L42 233H46L44 235L45 236L47 235V237H44ZM72 232L76 233L77 235H73ZM62 233H64L65 236L67 237L66 238L64 236L63 237L64 240L62 239V236L64 235ZM96 233H98V234L96 235ZM5 234H8V235H5ZM14 234H15L16 237L14 236ZM51 234H53V235H51ZM68 234H69V238L67 236ZM70 234L72 235V238H70L71 237ZM114 234L117 236V237H115V239H113V237L115 236ZM37 235H38V237H37ZM54 235L56 236L55 238L52 237ZM79 235L83 236V237H80V238H82L81 240H83V238H85L86 240L85 241L84 240L83 241L78 240V238H79L78 236ZM93 235L96 236V237H93ZM8 236L10 237V239H9ZM40 236H41L42 239L40 238ZM48 236H49V238H48ZM32 238H33V240H32ZM51 238H52V240H49ZM12 239H13V241H12ZM59 239H60V241H59ZM65 239H66V241H68L70 243L66 242ZM74 239H76V240L74 241ZM118 239H119V241H118ZM2 240H4V241H2ZM36 240L38 241V243L39 242L40 243L36 244V242H37ZM45 240L46 241L49 240V242L48 243L47 242H43ZM51 241H53V243ZM23 242H24V245H23ZM77 242H80L81 244L77 243ZM82 242H83L84 245L82 244ZM45 243H47V244L45 245ZM61 243H63V244H61ZM72 244H75V245H72ZM44 245H45V247L47 246L49 249H47V247L44 248ZM86 245L88 246V249L86 248L87 247ZM107 245H108V247H107ZM51 246H53V247H51ZM60 246H62V247H60ZM75 246L77 248H74ZM161 246H163V247H161ZM31 247H32V249L34 251H32ZM37 247H38V249H37ZM45 249H47V250L45 251ZM61 249H63V250H61ZM107 249H109V251H107ZM37 250L40 251V252H38ZM47 251H49V252L52 251L53 253L50 252L52 255L49 252H47ZM65 251H66V253H65ZM31 252H33V253L31 254ZM95 252H96V254H95ZM60 253H61V256H60ZM64 254H67V255H64Z\"/></svg>", "mask_w": 264, "mask_h": 264}, {"label": "bare ground", "instance_id": "6f19581e", "mask_svg": "<svg viewBox=\"0 0 264 264\" xmlns=\"http://www.w3.org/2000/svg\"><path fill=\"white\" fill-rule=\"evenodd\" d=\"M8 1H9V0H8ZM12 1H13V0H12ZM12 1H11V2H12ZM66 1H67V0H66ZM68 1H69V0H68ZM68 1H67V2H68ZM78 1H80V0H78ZM84 1H86V0H84ZM97 1H98V0H97ZM125 1H126V0H125ZM125 1H124V2H125ZM127 1H128V0H127ZM129 1H130V0H129ZM142 1H143V3H140L141 0H140V2H137V3L135 2L136 5H134L133 7H131V6L128 7V6H126L127 4L124 5V3H123L122 0H121V1H120V0H118V1L115 0V2H114V0H113V1L110 0L109 2L107 1V3H106V1H104V2L106 3V5H107L108 3H109L110 5H112L111 7H109V6L107 5V6L109 7L107 11H109L110 8H112V7L114 8V10H112V13H113V11L115 12V11H118V10H119V12H120V14H121V21H120V22H121V25L123 26V25L125 24V21L131 20V19H132V20H136V18H137V20L135 21V23H136V22H138V20H139L140 18L142 19V18L144 17V15H143V17H141L140 14H139L140 12H142V14H143V12H145V13H149V14H150V18H151V15L155 17V14L152 13V12H155V9H158L157 6H159V8H160L161 6L163 7V5H161L162 0H161V2L157 0L159 3L156 2V3H157V6H156L157 8H155V9H154L155 6H153V5H152V7H150V6H145L146 3H147V5L149 4V3L147 2L148 0H142ZM153 1H154V0H153ZM155 1H156V0H155ZM169 1H170V0H168V2H169ZM175 1H176V3H177V0H175ZM178 1H179V0H178ZM180 1H181V0H180ZM185 1H186V0H185ZM193 1H195V0H193ZM201 1H202V0H199V3H201ZM211 1L214 2V1H216V0H214V1L211 0ZM237 1H238V0H237ZM255 1L258 2L257 0H254V2H255ZM262 1H263V0H262ZM15 2H16V1H15ZM15 2H13V4H14ZM30 2H31V1H30ZM33 2H34V1H33ZM53 2H54V1H53ZM63 2H64V0H63ZM63 2H62V4H63ZM74 2H75V1H72L71 3L74 4ZM98 2H99V1H98ZM100 2L102 3L103 1H100ZM149 2H151V0H149ZM166 2H167V1H166ZM168 2H167V3H168ZM183 2H184V0H183ZM246 2H248V0H246L245 3H246ZM251 2H252V1H251ZM256 2H255V3H256ZM260 2H261V1H260ZM260 2H259V3H260ZM263 2H264V1H263ZM1 3H2V2H1ZM1 3H0V4H1ZM3 3H5V2L3 1ZM3 3H2V4H3ZM7 3H8V2H7ZM51 3H52V2H51ZM56 3L58 4V2H56ZM56 3H55V4H56ZM59 3H60V2H59ZM64 3H66V2H64ZM68 3H69V2H68ZM86 3H88V2H86ZM116 3H117V5H119V7H118V6L115 7V6H116V5H115ZM125 3H126V2H125ZM127 3H128V2H127ZM139 3H140V5L142 4L141 6L139 5L140 7L143 6L141 9L139 8L140 10L137 9V8H138L137 4H139ZM153 3H154V2H153ZM153 3H152V4H153ZM162 3H164V1H163ZM169 3H170V2H169ZM171 3H173L172 0H171ZM199 3H197V5H198ZM210 3H211V2H210ZM221 3H222V2H221ZM248 3L250 4V2H248ZM8 4H9V3H8ZM8 4H7V6H8ZM15 4H16V3H15ZM22 4H23V3H22ZM28 4H29V2H28V3L26 2V3H24V4L21 5V6H26V5H28ZM33 4H35V3H33ZM33 4H32V5H33ZM53 4H54V3H53ZM57 4H56V7H57ZM66 4H67V3H66ZM77 4H78V3H77ZM81 4H82V3H81ZM83 4H84V3H83ZM88 4H89V3H88ZM158 4H160L161 6L158 5ZM165 4H166V3H165ZM181 4H182V3H181ZM186 4H189V3H186ZM186 4H185V2H184V5H185V6H186ZM218 4H220V2H219ZM240 4H242V3H240ZM253 4H254V3H251V4H250V5H251V6H250V9H251V7H252ZM261 4H262V3H261ZM11 5H12V4H11ZM11 5H10V6H11ZM29 5H30V4H29ZM32 5H31V6H32ZM74 5H75V4H74ZM78 5H79V4H78ZM86 5H87V4H86ZM129 5H131V4L129 3ZM166 5H168V4H166ZM178 5H180V3H178ZM192 5H193V6L196 5V3H195V4H191V3H190V6H192ZM197 5H196V8H195V6H194L193 9H192V7H191L190 9L194 11V9L197 10L199 7H201V6L197 7ZM201 5H203V3H202ZM205 5H206V4H205ZM259 5H260V4H259ZM259 5H258V6H257V4H256V5H255V4L253 5V6H256V7H254V8H256V11H254L255 15L257 14L258 10L260 11V9L262 8V7L259 6ZM1 6H2V5H1ZM1 6H0V10H1V8L5 7L6 5H5V6H2V7H1ZM51 6H52V5H51ZM61 6H62V5H61ZM69 6H71V5H69ZM76 6H77V5H76ZM82 6H84V5H82ZM104 6H105V5H104ZM164 6H165V5H164ZM188 6H189V5H187L186 7H188ZM190 6H189V7H190ZM215 6H216V5H215ZM239 6L242 8L241 5H239ZM33 7H34V6H33ZM58 7H60V6L58 5ZM62 7H63V6H62ZM72 7H73V5H72ZM77 7H79V6H77ZM102 7H103V5H102ZM182 7H183V5H182ZM221 7H222V6H221ZM240 7H239V8H240ZM257 7H259V8L261 7V8L257 10ZM22 8H23V9H22ZM24 8H25V7H21V10L23 11ZM34 8H35V7H34ZM54 8H55V6H54ZM54 8L52 7V9H54ZM68 8H69V7H68ZM73 8H75V6H74ZM73 8H72V9H73ZM79 8H81V6H80ZM79 8H78V9H79ZM86 8H87V7H86ZM88 8H89V6H88ZM99 8H100V7H99ZM115 8H119V9H115ZM163 8H164V7H163ZM167 8H168V7H167ZM167 8H165V10H166ZM206 8H207V7H206ZM208 8L210 9L209 6H208ZM213 8H214V7H213ZM219 8H220V7H219ZM248 8H249V7L247 6V9H248ZM252 8H253V7H252ZM4 9H5V8H4ZM6 9H7V8H6ZM30 9H31V7H30ZM32 9H33V8H32ZM36 9H37V8H36ZM36 9H35V10H36ZM52 9H51V10H52ZM60 9H61V8H60ZM69 9H70V8H69ZM76 9H77V8H76ZM76 9H75V11H76ZM95 9H96V8H95ZM97 9H98V8H97ZM177 9H178V8H177ZM184 9H188V10H190L189 8H184ZM199 9H201V8H199ZM215 9H216V8H215ZM244 9H246V8L244 7ZM244 9H242V10H244ZM2 10H3V9H2ZM2 10H1V12H2ZM8 10H9V9H8ZM10 10H11V9H10ZM27 10H28V8H27ZM27 10H26V11H27ZM49 10H50V9H49ZM57 10H58V9H57ZM61 10H62L61 12H63V8H62ZM73 10H74V9H73ZM98 10H99V9H98ZM100 10H101V9H100ZM103 10H104V9H103ZM137 10H139V11H137ZM159 10H160V9L156 10V12H158ZM167 10H170V9L168 8ZM175 10H176V9H175ZM175 10H174L173 12H175ZM206 10H207V9H205V11H204V9H203V12H202V13H204V12L206 13ZM223 10H224V9H223ZM236 10H237V9H236ZM236 10L234 11L235 14L237 13ZM262 10H263V9H262ZM39 11H40V10H39ZM54 11H55V10H54ZM67 11H68V10H66V12H67ZM69 11H71V10H69ZM79 11H80V10H79ZM84 11H86V10H84ZM94 11H95V10H94ZM96 11H97V10H96ZM146 11H147V12H146ZM161 11H163L162 8H161ZM171 11H172V10H171ZM184 11H185V10H184ZM200 11H201V10H200ZM211 11H213V10H211ZM216 11H218V7H217V9H216L215 12H214L215 15H214L213 13L211 14V12H208V11H207V12H208L209 14H211V15L216 16V14H217ZM219 11H220V10H219ZM219 11H218V13H219ZM224 11H225V10H224ZM263 11H264V10H263ZM9 12H10V11H9ZM9 12H8V13H9ZM13 12H14V10H13ZM20 12H21V11H20ZM20 12H19V13H20ZM24 12H25V10H24ZM34 12H35V11H34ZM34 12H33L32 14L35 15ZM36 12L38 13V11H36ZM42 12H43V11H42ZM44 12H45V11H44ZM44 12H43V13H44ZM48 12H49V11H48ZM55 12H56V11H55ZM57 12H59V10H58ZM110 12H111V10H110ZM137 12H138V15H137ZM156 12H155V13H156ZM186 12H187V11H186ZM195 12H197V11H195ZM243 12H244V11H243ZM243 12H242V13H243ZM247 12H249V11H246L244 14H246ZM251 12H252V11H251ZM251 12H250V13H251ZM3 13H4V11H3ZM22 13H23V12H22ZM30 13H31V10H30ZM39 13H40V12H39ZM68 13H69V12H68ZM73 13H74V12H73ZM82 13H83V12H82ZM82 13H80V17H81V14H82ZM85 13H87V12H85ZM93 13H94V12H93ZM96 13H98V12H96ZM102 13H103V12H102ZM115 13H116V12H115ZM151 13H152V14H151ZM158 13H159V12H158ZM177 13H178V12H177ZM179 13H181L180 10H179ZM179 13H178V16H179ZM182 13H183V11H182ZM199 13H200V12H199ZM202 13H201V14H202ZM205 13H204V14H205ZM15 14H16V13H15ZM32 14H31V15H32ZM41 14H42V13H41ZM44 14H45V13H44ZM48 14H49V13H48ZM70 14H71V13H70ZM83 14H84V13H83ZM87 14H88V13H87ZM106 14H107V13H106ZM106 14H104V15H106ZM118 14H119V13H118ZM174 14H175V13H174ZM174 14H173V15H174ZM189 14H191V13H188L187 16H188ZM192 14H194V13H192ZM204 14H203V16H204ZM221 14H222V13H220V15H221ZM223 14H224V12H223ZM228 14H229V13H228ZM5 15H6V14H5ZM5 15H4V16H5ZM10 15L13 17V16H14V13H13V14L11 13ZM18 15H20V16H19V17H20V19H19L20 21H21V19L24 20L25 17H27V18L30 20L29 17H32V16H33V15H32V16H31V15L29 16L27 13H26V14H23L24 17H23V15H22L21 13L18 14ZM21 15H22V17H21ZM42 15H43V14H42ZM50 15H51V14H50ZM54 15H55V14H54ZM59 15H60V14H58V16H59ZM68 15H69V14H68ZM77 15H79V14H77ZM95 15H96V14H95ZM99 15L101 16V12H100ZM102 15H103V14H102ZM114 15H115V14H114ZM156 15H157V14H156ZM183 15H184V13H183ZM185 15H186V13H185ZM218 15H219V14H218ZM220 15H219V17L217 16L218 20H219V18H221ZM255 15H254V16H255ZM257 15H258V16H256V18L259 17V14H257ZM6 16H7V15H6ZM11 16H10V18H11ZM28 16H29V17H28ZM38 16H39V15H38ZM38 16H37V17H38ZM44 16H46V14L43 15L42 17H41V16H40V17L44 19V18H46V17H44ZM47 16H48V15H47ZM58 16H57V14H56L55 17L52 16V15H51V17H50V16L47 17V21H48V23L50 24V26H49V24L47 25V21H46V24L43 22L45 25H47V28H45V25H44V24H42V25L39 24L41 21H44L43 19L38 23V20H39L40 18H38L37 20L34 19L38 24H37L35 21L31 22V20H33V19H31V20H30L31 25H29V24H30V23H29V24H28L29 27L25 26V27H24L25 29L22 28L23 31H22V29H20V28H18V27L16 26L17 29H19V30H21V31L23 32V33H22L21 31H19V32L22 33V36L25 38V41H26V42H20V41H18V40H20V38H21L19 35H18V36H19V39H18V37H17L16 35H14V37H17V38H16V39L13 38V35H12V34H15V32H14L15 30H11V31H10V28H9V31H8V29H6V30H7V36H8V34H9V36L6 37V35L4 34V35H5V39H3V40L1 39V41H0V55L2 56L4 53H8V51H9V52L11 51V53H12V52H13V49L18 48V46L21 47V46H22V45H21L22 43H23V46H24L26 43H28V41H29V43H30V40H32V39L35 40V38H36L37 36H40L42 33H45V37H44L45 39L43 38V39H44L43 41H41V42L39 41L40 43H39V45H38L37 47H35V48L32 47V50L29 49V50H30V51H29V57H25V59L23 58V60L21 59V61H20L21 63H19V61H18L19 64L16 62V63L19 65V66H18V69H19L20 71H23L24 69L35 71L36 69L34 68V64H35V63L37 64V61H38V60L40 61V60L43 59V60L46 61L45 57H46L47 60H48L49 55L46 56V54H47V53L49 54L48 51L50 50V52H51V51H52V47L55 46V45H54V44H55L54 42H56L57 40H54V42H53V41H51V39H54V38H55L54 33H58V30L54 27V26L56 25V23H57V22H55V21H56L55 18H57V20H58ZM62 16H63V15H61V20H62ZM66 16H67V14H66ZM85 16H87V15H84V17H85ZM97 16H98V15H97ZM108 16H109V15H107V17H108ZM137 16L139 17V19H138ZM146 16H148V15H146ZM146 16H145V18H146ZM159 16H160V15H159ZM159 16H157V17H159ZM178 16H177V17H178ZM187 16H185V18H186ZM190 16H191V18L193 17L192 15H190ZM194 16H197V15L194 14ZM214 16H209V17H210V18H211V17L213 18ZM226 16H227V15H226ZM244 16H245V15H244ZM246 16H248V15L246 14ZM252 16H253V15H252ZM261 16H262V13H261ZM52 17H54V18H52ZM80 17H79V19H80ZM88 17H89V16H88ZM92 17H93V16H92ZM98 17H99V16H98ZM119 17H120V16H119ZM154 17H152L149 21H151L152 19H157V20H158V19L160 18V17H159V18H154ZM205 17H206V15H205ZM205 17H202V15H201V17H200V21L197 20V22L194 20L195 18L192 19L193 22H196V23H197V26H198V28H195V27H197V26L195 25V23H193V24H194V25H193V28H195V30H196V29H200V30H201L202 24H201V27H199V25H198V21H199V24H200L201 19H203V18H205ZM207 17H208V14H207ZM249 17H250V15H249ZM0 18H1V17H0ZM6 18H7V17H6ZM8 18H9V16H8ZM8 18H7V19H8ZM10 18H9V19H10ZM13 18H15V17H13ZM13 18H12V19H13ZM17 18H18V17H17ZM27 18H26V19H27ZM32 18H33V17H32ZM34 18H35V17H34ZM59 18H60V17H59ZM63 18H64V16H63ZM73 18H74V17H73ZM76 18H78V17H76ZM76 18H75V19H76ZM90 18H91V17H90ZM90 18H89V20H90ZM93 18H95V16H94ZM93 18H92V19H93ZM105 18H106V17H105ZM170 18H172V16H170ZM173 18H175V17H173ZM212 18L210 19V21L212 20ZM222 18H223V17H222ZM233 18H234V17H233ZM235 18H236V16H235ZM243 18H244V17H243ZM256 18H255V19H256ZM261 18H262V17H260L259 19H261ZM3 19H4V18H3ZM28 19H27V20H28ZM54 19H55V21H54ZM75 19H74L73 21H75ZM98 19H99V18H98ZM147 19H148V18H146V22L149 23V21H147ZM168 19H169V18H168ZM177 19H178V18H177ZM180 19H181V18H180ZM197 19H198V18H197ZM214 19H215V17H214ZM223 19H224V18H223ZM226 19H227V18H226ZM228 19H229V17H228ZM228 19H227V21H230V20H231V19H230V20H228ZM236 19H238V16H237ZM240 19H241V18H240ZM244 19H245V18H244ZM255 19H253V20H255ZM263 19H264V17L262 18V21H264ZM10 20H11V19H10ZM13 20H14V19H13ZM15 20H16V19H15ZM19 20H17V21H19ZM23 20H22V23H21V25H20L21 27H22L24 24H26V23L23 24V22L26 21V20H25V21H23ZM61 20H58L59 24L61 23V22H60ZM63 20H64V19H63ZM66 20H67V19H65V23L68 22V21H66ZM77 20H78V19H77ZM77 20H76V21H77ZM89 20H88V21H89ZM99 20H100V19H99ZM102 20H105V19H102ZM157 20H155V21L157 22ZM160 20H161V19H160ZM169 20H170V19H169ZM174 20H176V19H174ZM174 20H172L173 24H174ZM178 20H179V19H178ZM189 20H190V18H189ZM192 20H190V21H192ZM208 20H209V19H208ZM208 20H206V21H207V24H208ZM218 20H217V21H218ZM220 20H221V19H220ZM220 20L218 21L219 23L221 22ZM233 20L235 21V19H233ZM238 20H239V19H238ZM238 20H237V21H238ZM256 20H257V19H256ZM1 21H2V20H1ZM11 21H12V20H11ZM11 21H10V22H11ZM20 21H19V23H20ZM76 21H75V22H76ZM78 21H80V20H78ZM94 21H96V20H94ZM139 21H140V23H141V21H143V19H142V20H139ZM158 21H159V20H158ZM167 21H168V20H167ZM167 21H166V22H167ZM179 21H181V20H179ZM182 21H183L184 23L187 22V21L185 22V20H183V18H182ZM190 21H188V22H190ZM206 21L202 22V23L205 24L206 27H207V26L209 27V26H211V25L213 26L214 23H215V25H216V23H217V21H216V22H213V24H212V23L209 21V24L206 25V23H205ZM222 21H223V20H222ZM227 21H225V22H227ZM245 21H246V19H245ZM262 21H261V22H262ZM4 22H5V21H4ZM8 22H9V21H7V23H8ZM14 22H16V21H14ZM26 22H29V21H26ZM75 22H74V23H75ZM81 22H82V21H81ZM83 22H84V21H83ZM90 22H91V21H90ZM103 22H104V21H103ZM116 22H117V21H116ZM131 22H132V21H129V22H128V23H129L128 26H129V25L131 26V24H130ZM133 22H134V21H133ZM153 22H154V20H152V24H154ZM156 22H155V23H156ZM161 22L166 23L165 20H164V21L161 20ZM161 22H159V23H161ZM168 22H169V25H170V22H171V21H168ZM172 22H171V25H172ZM177 22H178V21H177ZM223 22H224V21H223ZM238 22H240V21H238ZM249 22H251V21H249ZM249 22H248L247 25L250 24ZM261 22H259L260 25H261ZM19 23L17 22V25H18ZM41 23H42V22H41ZM69 23H70V22H69ZM88 23H89V22H88ZM93 23H94V22H93ZM99 23H100V21H98V24H99ZM138 23H139V22H138ZM143 23H144V22H143ZM219 23H218V24H219ZM228 23H229V22H228ZM228 23H227V24H228ZM240 23H241V22H240ZM255 23H256V21H255ZM257 23H258V22H257ZM257 23H256V24H257ZM1 24H2V23H1ZM9 24H10V23H9ZM9 24H8V25H9ZM22 24H23V25H22ZM67 24H68V23H67ZM84 24H85V22H84ZM98 24H95V25L98 27V26L102 25L103 23H102V24H99V25H98ZM104 24H106V23H104ZM104 24H103V25H104ZM116 24H117V23H116ZM132 24H133V23H132ZM141 24H142V23H141ZM144 24L146 25V23H144ZM149 24H150V26H151V22H150ZM149 24H147V27H148ZM156 24H158V23H156ZM161 24H162V23H161ZM175 24H176V22H175ZM175 24H174L173 26H175ZM177 24H180V22L177 23ZM182 24H183V23H182ZM186 24H187V23H186ZM233 24H234V23H233ZM252 24H253V23H252ZM3 25H4V24H3ZM5 25H7V24H5ZM14 25H15V24H14ZM57 25H58V24H57ZM64 25H65V27H66V24H64ZM114 25H115V23H114ZM125 25H127V23H126ZM142 25H143V24H142ZM142 25H141V26H142ZM171 25H170V27H171ZM190 25H192V23H190ZM215 25H214V27H215ZM219 25L222 27L221 24H219ZM241 25H242V24H241ZM250 25H251V24H250ZM262 25H263V22H262ZM0 26H1V25H0ZM11 26H12V23H11ZM48 26H49V28H48ZM67 26H68V25H67ZM70 26H71V25H70ZM70 26H69L68 28H70ZM74 26H75V25H74ZM111 26H112V28H113V24H112ZM118 26H119V25H116V27H118ZM133 26H134V29L132 28ZM139 26H140V24H139ZM150 26H149L148 28L146 27V28H147L146 30L150 29V30H152V32H153V29L155 30V25H152L154 28H153L152 26H151V28H150ZM158 26H159V25H156V27H158ZM160 26H162L161 28H162V30H163V29H164V28H163V24L160 25ZM167 26H168V25H167ZM167 26H166V27H167ZM173 26H172V27H173ZM180 26H181V25H180ZM183 26H185V25H183ZM194 26H195V27H194ZM205 26H204V28L207 29V31H205V32H208V30L210 31V29H209L210 27H209V28H206ZM228 26H230V24H228ZM231 26L234 27V28L236 27V26H234V25H232V24H231ZM251 26H252V25H251ZM251 26H250V27H251ZM253 26H254V25H253ZM253 26H252V27H253ZM14 27H15V26H13V28H12V27H11V28H12V29H15ZM65 27H64V28H65ZM101 27L104 28V27H106V26L104 25V26H101ZM123 27H124V26H123ZM168 27H169V26H168ZM214 27H213V28L211 27V31L213 30V31L215 32V34H214V32H211V31H210V32H211V36L215 39V37L213 36V34H214L215 36L217 35L215 41H219V40H221V41H219V42L221 43L219 46H221V45H227V44H230L231 42H233V41H231V40H233V36H236V34H235L236 32H235V31H234V32H235V33H234L235 35L233 34V31H231L233 36H232L231 34H229V33H228L229 31H227L226 29H225V30L223 29V30H224L225 32L227 31V33H224V34H223L224 31L221 30V32L223 31V32H222L223 35H222V34H219V33H221V32H220V29H222L223 27L226 28V23H224V25H223L222 28L217 27L218 30H217L216 27H215V29L217 30V32L219 31L218 34H217L216 30L214 29ZM260 27H261V26H260ZM2 28H4V27H2ZM53 28L56 29V30H54V32H53ZM64 28L60 29L61 31L59 30V33H61V32L63 31ZM68 28H66V30H67ZM71 28H72V27H71ZM77 28H78V27H76L74 30L71 29L70 31H69V30L66 31V34H68L67 32L69 31V34H70L69 36L72 37V38H71V39H72V42H73V35H74L73 32H74L75 30H78ZM114 28H115V26H114ZM119 28H120V27H119ZM121 28H122V27H121ZM125 28H126V30H124V31H128L127 28H129V32H130V33H131V32H132V33H134V32L137 33L138 24L136 23V24H133V25L131 26V28H132L131 30H133V31L135 30L134 32L130 30V27H125ZM139 28H141V27H139ZM143 28H144V27H143ZM161 28H159V29H160V32H161ZM183 28H184V27H183ZM185 28L187 29V28H189V27H187V25H186ZM204 28H203V33H205V32H204ZM229 28H230V27H228V29H229ZM254 28H255V27H254ZM262 28H264V27H262ZM262 28H261V29H262ZM79 29H80V28H79ZM95 29L97 30V28H95ZM123 29H124V28H122V30H121L122 33H123ZM159 29H158V30H159ZM168 29H170V28H168ZM1 30H2V29H1ZM1 30H0V31H1ZM83 30H84V29H82V31H83ZM92 30H93V29H92ZM92 30H91V31H92ZM110 30H111V28H110ZM116 30L118 31V28H117ZM187 30H188L189 32L192 31L191 28H190V29H187ZM187 30H186V31H187ZM190 30H191V31H190ZM195 30H194V31H195ZM200 30H198V34H196L197 36L193 34V33H195V32H193V33L191 32L192 35H193V37H194V36H196L197 38H198V37H201V36L203 35V33L200 34V33H199ZM55 31H57V32H55ZM71 31H73V32H71ZM79 31H81V30H79ZM79 31H78V32H79ZM100 31H101V30H100ZM103 31H104V29H103ZM111 31H112V33H113V32H114V29L111 30ZM117 31H116V32H117ZM174 31H175V30H174ZM3 32H4V31H3ZM11 32H12V34H11ZM13 32H14V33H13ZM70 32L73 33V35H72ZM76 32H77V31H76ZM78 32H77V33H78ZM84 32L86 33L87 31L84 30ZM84 32H83V33H84ZM116 32H115V33H116ZM121 32H120V33H121ZM152 32L150 31L151 34H153ZM157 32H158V31H157ZM164 32H165V31H164ZM189 32H188V33H189ZM210 32H209V33H210ZM16 33H17V32H16ZM21 33H20V34H21ZM40 33H41V34H40ZM77 33H76V35H74V37H75V36L78 37L79 34L77 35ZM89 33H91V32H89ZM101 33H102V32H101ZM101 33H99V34H101ZM103 33H104V32H103ZM117 33L119 34V32H117ZM117 33H116V34H117ZM122 33H121V35H122ZM127 33H128V32H127ZM168 33H169V32H168ZM186 33H187V32H186ZM186 33H184V34H186ZM188 33L186 34L187 36L191 34V33H190V34H188ZM196 33H197V32H196ZM209 33H205V34H204V38L206 37V39H205L206 41H208V40H207L208 35L210 36ZM1 34H2V32H1ZM17 34H18V33H17ZM23 34H24V35H23ZM39 34H40V35H39ZM92 34H93V33H92ZM99 34H98V35H99ZM105 34H106V33H105ZM105 34H104V35H105ZM155 34H156V33H155ZM169 34H170V33H169ZM178 34H179V33H178ZM178 34H177V35H178ZM199 34H200V36H199ZM227 34L230 35V36H232V37L230 38ZM4 35L2 34V37H3ZM56 35H58V34H56ZM80 35H81V34H80ZM82 35H83V34H82ZM158 35H159V34H158ZM172 35H173V36H172ZM177 35L171 33V37H175V36H177ZM180 35H183V33H181ZM186 35H185V36H186ZM218 35H222V36L224 37L223 40H225V37H227V36H228V38H230L231 40L229 39V40L224 41V42L226 43V44H225V43L223 42L222 38H221L220 36H218ZM226 35H227V36H226ZM237 35H239V34L237 33ZM58 36L61 37V35H58ZM58 36H57V37H58ZM67 36H68V35H67ZM69 36H68V37H69ZM85 36H86V35H85ZM90 36H91V35H90ZM96 36H97V35H96ZM101 36H102V34H101ZM113 36H114V35H113ZM115 36H116V35H115ZM117 36H118V35H117ZM119 36H120V35H119ZM160 36H161V35H160ZM183 36H184V35H183ZM60 37L58 38L59 41H60L61 39H64V38L66 39V36H65L64 38H63V36H62L61 38H60ZM68 37H67V38H68ZM80 37H81V36H80ZM82 37H83V36H82ZM87 37H88V35H87ZM87 37H83V38L85 39V38H87ZM102 37H103V36H102ZM164 37H165V35H164ZM178 37L180 38L179 35H178ZM178 37H177V39H178V41H179V38H178ZM190 37H191V35L189 36V39H188V40H190ZM237 37H238V36H236V38H237ZM69 38H70V37H69ZM69 38H68V40H70ZM90 38H91V37H89V39H90ZM95 38H96V37H95ZM95 38L93 37V39H94V40H93V41H94V44L97 42V41H95V40H97L99 37H98L97 39H95ZM116 38H118V37H116ZM121 38H122V36H121ZM156 38H157V37H156ZM165 38H166V37H165ZM167 38H169V37H167ZM181 38L184 40L183 42H186V41H187V40L185 41V39H186L187 37H186V38H185V37H181ZM184 38H185V39H184ZM197 38H195V41L198 40V42H196L198 45H197V44H194L195 42L193 43L194 38H193V41H192V43H193L195 46H199V45H200V44H199V40L201 41V39H197ZM228 38H227V39H228ZM238 38H239V37H238ZM242 38H244V37L242 36ZM39 39H40V38H39ZM56 39H57V38H56ZM79 39H80V38H79ZM114 39H115V37H113V40H114ZM154 39H155V38H154ZM159 39H160V38H159ZM170 39H171V38H170ZM170 39H169V40H170ZM177 39H176V40H177ZM182 39H181V40H182ZM202 39H203V38H202ZM208 39H209V38H208ZM210 39H212V38H210ZM214 39L211 40V41H212V44L215 42ZM217 39H218V40H217ZM240 39H241V37H240ZM68 40H67V41H68ZM75 40H76V37H75ZM75 40H74V42H75ZM82 40H83V39H82ZM86 40H87V39H86ZM90 40H91V39H90ZM100 40L102 41V39H100ZM100 40H98V41L101 42ZM103 40L105 41V39H103ZM111 40H112V38H111ZM113 40H112V41H113ZM118 40H119V39H118ZM156 40H157V39H156ZM160 40H161V39H160ZM176 40L174 39L175 42H176ZM181 40L179 41V42H180L179 44H177L178 41L176 42V44L178 45V47H179L180 44H181ZM191 40H192V39H191ZM236 40H237V39H236ZM238 40H239V39H238ZM23 41H24V40H23ZM50 41L53 42V46H52V47H50V46L52 45V44L50 43ZM59 41H57V43H58ZM61 41H62V40H61ZM64 41H65V40H63V42H62V43H64V45H66V44L69 42V41H68V42H66V44H65ZM93 41H92V42H93ZM107 41H108V39H107ZM109 41H110V40H109ZM109 41H108V43L111 42V41H110V42H109ZM161 41H162V40H161ZM171 41H172V40H171ZM174 41H172V43H169V44H168L169 41H168V42L166 41V44H164V42H163V44H164L165 46L162 47V49H161V47L158 48V49L164 51V48L166 47L167 44H168V46H169L170 44H171V46H172V45L174 46V44H175ZM211 41L209 40L208 42H210V44H211ZM213 41H214V42H213ZM227 41H228V42H227ZM230 41H231V42H230ZM70 42H71V41H70ZM70 42H69V43H70ZM74 42H73V43H74ZM76 42H77V41H76ZM83 42H84V41H83ZM99 42H98V46L100 45ZM173 42H174V44H173ZM24 43H25V44H24ZM29 43H28L27 45H29ZM57 43H56V44H57ZM88 43H89V42H88ZM90 43H91V42H90ZM90 43H89V46H90V47H93V46H94V48H95V45L93 44V45L91 46ZM102 43H103V42H102ZM102 43H101V45H100L101 48H102V46H103ZM104 43H105V42H104ZM112 43H113V42H112ZM187 43H189V42L187 41V42L185 43V45H184V43H182V45H183V47H184L183 49H184L186 52H188V55H189V56H190L191 53L193 54L195 51H196V54H199V53L202 54V53H201L202 51H199V53L197 52L199 49H197L196 47L192 46L193 44L191 45L192 47L190 46L191 43L188 44V46H186ZM215 43H216V42H215ZM223 43H224V44H223ZM31 44L33 45V43H30V45H31ZM58 44H60V43H58ZM83 44H85V42H84ZM110 44H111V43H110ZM110 44H109V45H110ZM156 44H157V43H156ZM204 44H206V43H204ZM204 44L201 43L200 46L203 48L204 46H202V45H204ZM210 44H209V46H210ZM212 44H211V47L214 46V44H213V46H212ZM218 44H219V43H218ZM16 45H18V46H16ZM20 45H21V46H20ZM30 45H29V47H30ZM32 45H31V46H32ZM64 45L62 44L63 50L65 49V48H64V47H65ZM70 45L72 46V43H71ZM70 45L68 46V48L66 47V48L68 49V51H71V50L73 49V47H70ZM77 45H78V43H77ZM77 45H76V46H77ZM105 45L108 46V45H107V42H106ZM111 45H112V44H111ZM113 45H114V44H113ZM177 45H175L173 48H176ZM207 45H208V43H207ZM240 45H241V44H240ZM35 46H36V45H35ZM59 46H61V45H58L57 48H59ZM73 46H75V45H73ZM76 46H75V51H76ZM78 46H79V45H78ZM89 46H88V47H89ZM98 46H97V47H98ZM157 46H158V44L156 45V47H157ZM159 46H162V45H159ZM171 46H170V48H171ZM185 46H186V48L189 47L190 50L185 49ZM209 46H208V47H209ZM219 46H218V47H219ZM29 47L26 46V48H29ZM55 47H56V46H55ZM62 47L59 48V49H62ZM79 47L81 48V44H80ZM79 47H78V48H79ZM84 47H86V46L84 45ZM103 47H104V46H103ZM181 47H182V46H181ZM249 47H250V46H249ZM26 48L24 47V49H26ZM33 48H34V49H33ZM57 48H55L56 50L54 49L56 52H57ZM69 48H70V50H69ZM71 48H72V49H71ZM170 48H168V49H169V50H172V49H173V48H172V49H170ZM179 48H180V47H179ZM191 48H192V49H191ZM194 48H196L197 50L195 49L194 52H191V53H190L189 51L194 50ZM199 48H200V47H199ZM204 48H205V47H204ZM222 48H224V46H223ZM242 48H243V47H242ZM242 48H241V49H242ZM245 48H247V47H245ZM7 49H8V50H7ZM38 49H39V50H38ZM59 49H58V50H59ZM92 49H93V48H92ZM95 49H96V48H95ZM97 49H98V48H97ZM168 49L165 48L166 51H167ZM205 49H206V48H205ZM207 49H208V48H207ZM207 49H206V50H207ZM217 49H218V48H217ZM217 49H216V47H215V50H217ZM250 49H251V48H250ZM4 50L7 51V52H3ZM18 50H21V49H18ZM18 50H17V52H18ZM82 50H83V49H82ZM173 50H174V49H173ZM173 50H172V51H173ZM175 50H176V51H179L178 48L175 49ZM184 50H180L179 54H180V55L182 54L181 51H183V53H184ZM208 50H209V49H208ZM208 50H207V52H206V51H203L204 54H205V52L208 53ZM211 50H212V48H210L209 52H210ZM221 50H222V49H221ZM233 50H234V49H233ZM233 50H230L231 52L228 51L227 53L229 54V52H230V56H231L232 54H235V51H233ZM243 50H244V49H243ZM247 50H249V49H247ZM247 50H246V51H247ZM59 51L61 52V50H59ZM59 51H58V52H59ZM75 51H74V52L71 51V53H75ZM80 51H81V50H80ZM84 51H85V50H84ZM93 51H94V50H92V51H88V52L91 54V52L93 53ZM166 51H165V52H166ZM212 51H213V50H212ZM212 51H211V53H212ZM222 51H224V50H222ZM222 51H220V48H219V53H221ZM249 51H250V50H249ZM46 52H47V53H46ZM56 52H55V53H56ZM60 52L58 53L59 55L62 53V52H61V53H60ZM63 52H64V51H63ZM76 52L78 53L79 51H76ZM85 52H86V51H85ZM85 52H79V53H84V55H87L88 53L85 54ZM94 52H95V51H94ZM98 52H99V51H98ZM168 52H169V51H168ZM174 52H175V51H174ZM213 52L215 53V51H213ZM216 52H218V51H216ZM232 52H233V53H232ZM236 52H238V51H236ZM244 52H245V51H244ZM244 52H243V53H244ZM52 53H53V51H52ZM52 53H51V54H52ZM69 53H70V52H69ZM69 53H68V54H69ZM169 53H170V52H169ZM169 53L167 54V56H166V53H163V54L168 58ZM189 53H190V54H189ZM211 53H210V54H211ZM214 53H213V54H214ZM223 53L226 54V55H228L226 52H222L221 55H222L223 57L225 56ZM231 53H232V54H231ZM239 53L241 54V57H240V54H239ZM239 53H237V54H238L237 56H239V57H236V55H234L235 58H242L243 53H241V51H239ZM250 53H251V52H250ZM250 53H249V55H250ZM51 54H50V55H51ZM53 54H54V53H53ZM53 54H52V55H53ZM170 54H171V57L173 56L172 59H170V60H174V59H176V57L174 58V56H175L176 54H175V55H172V52H171ZM210 54H207V55H208V56H211ZM216 54H217V53L214 54V58H215V60L217 61V59H216V58H217ZM247 54H248V53H247ZM8 55H9V54H8ZM8 55H6V58H7ZM10 55H11V54H10ZM54 55H55V57L57 56V54H54ZM54 55L51 56V57L53 58ZM59 55H58V56H59ZM70 55L72 56V54H70ZM70 55H69V56L66 55V58H67V56H68L67 59H69ZM76 55H79V54H73V57H75ZM177 55H178V54H177ZM177 55H176V56H177ZM180 55H179V56H180ZM194 55H195V53H194ZM217 55H218V54H217ZM251 55H253V54H251ZM3 56L5 57V54H4ZM58 56H57V58H58ZM87 56H89V55H87ZM94 56L97 57L96 55H94ZM112 56H114V55H111V57H112ZM115 56H116V55H115ZM169 56H170V55H169ZM184 56H185L186 61H187L189 58H192V59H193V57H189V58L187 59V57H188V56H187V53H185L182 57H184ZM196 56H197V57H198V56L202 57L201 55H196ZM196 56H195V57H196ZM215 56H216V57H215ZM218 56H220V55H218ZM222 56L219 57L220 60L222 59ZM230 56H225V57H227V59H229V58H231L233 55H232L231 57H230ZM234 56H233V57H234ZM243 56L245 57V56H247V55L244 54ZM51 57H49V59H50ZM79 57H82V54H81V56H79ZM79 57H78V58H79ZM100 57H101V56H100ZM149 57H150V56H149ZM160 57H161V56H160ZM200 57H198L197 60H196V58H195L194 60H196V61L193 60V61H194L193 63L196 62V63H195L196 65L199 63V66H202V67H203V65H200V63H201V64L203 63L202 61H204V62H208V61H209V63L207 64L208 66H212V64H213V66H214L215 64H214L213 62L216 63L215 60L213 61V58H212V59H211V58L205 59V56L203 55V57H202L203 60H201ZM211 57H212V56H211ZM225 57H224V58H225ZM233 57H232V58H233ZM255 57H256V56H255ZM1 58H3V57H0V59H1ZM21 58H22V57H21ZM57 58H56V59H57ZM63 58H64V57H63ZM63 58H62V59H63ZM78 58L75 57L74 59H77V62H78V60H79ZM83 58H84V57H83ZM92 58H93V57H92ZM98 58H99V56H98L97 58H95V60H98V62H99V59H98ZM115 58H116V57H115ZM173 58H174V59H173ZM179 58H181V56H180ZM224 58L222 59V60H224V63L221 62L223 65H224L225 63H230V62H228V61L225 62V61H226V58H225V59H224ZM11 59H12V58H11ZM67 59H66V61H67ZM72 59H73V58L70 57V60H72ZM87 59L89 60L88 57H87ZM102 59H103V58H102ZM104 59H105V58H104ZM150 59H151V58H150ZM162 59H163V58H162ZM164 59H165V58H164ZM177 59H178V58H177ZM177 59H176V60H177ZM182 59L184 60V58H181V60L178 59V61L180 60L182 63H184V64L186 65L185 60H184V62H183ZM192 59H191V60H192ZM198 59L201 60V61H199ZM209 59H210V60H209ZM219 59H218V61H220ZM50 60H51V59H50ZM54 60H55V59H54ZM88 60H87V61H88ZM151 60H152V59H151ZM151 60H150V61H151ZM153 60H154V59H153ZM165 60H166V59H165ZM170 60H167V61L170 63ZM176 60H175V61H176ZM191 60L189 59V63L192 62ZM205 60H206V61H205ZM211 60L213 61L212 64H211ZM230 60H231V59H229V61H230ZM237 60L239 61V59H236V61H237ZM245 60H246V61H245ZM245 60L243 61V63H245V62L249 63V58H247V59H245ZM247 60H248V61H247ZM252 60H253V59H251V61H252ZM254 60H258V59L254 58ZM254 60H253V62H254ZM4 61H5V60H4ZM4 61H2V62H4ZM6 61H7V60H6ZM8 61H10V58H9ZM8 61H7V62H8ZM11 61H12V60H11ZM59 61H60V60H59ZM66 61H65V60L63 61V60H62V61L59 62L60 66H61L60 68L58 67L59 69H58L57 67H55V68H57L60 72H62L61 76L64 74L63 72H65V71L63 70V68H64L63 66H64V65H67L68 62H69V61H67V64H66ZM82 61H83V59H82ZM101 61H102L103 63H105V61H103V60H101ZM147 61H148V60H147ZM175 61H174V63H176ZM178 61H177V62H178ZM197 61H198V63H197ZM218 61H217V63H219ZM231 61H232V60H231ZM57 62H58V61H57ZM70 62H71V61H70ZM72 62L75 63L74 60H72ZM72 62H71V63H72ZM84 62H85V61H84ZM84 62H83V63H84ZM90 62H91V63H90V65H91V64H92L91 59H90ZM93 62H97V61H94V60H93ZM107 62H108V61H107ZM153 62H154V61H153ZM153 62H151V65H152ZM161 62H163V60H162ZM164 62H165V61H164ZM241 62H242V61H239V62H237V63L240 65ZM258 62H259V61H258ZM9 63H11V62H9ZM39 63H41V61H40ZM39 63H38V65H39ZM51 63H55V61H53V62H49V63H48L49 66H50V65H51V66L54 65V64H51ZM64 63H65V64H64ZM78 63H79V62H78ZM86 63H87V62H85V64H86ZM145 63H146V61H145ZM169 63H167L166 65H168ZM179 63H180V62H179ZM182 63H181V64H182ZM187 63H188V62H187ZM193 63H192V64H193ZM217 63H216V65H217ZM221 63H220V65H222ZM237 63H236V64H237ZM243 63H242V64H243ZM255 63H257V62H255ZM259 63H260V62H259ZM261 63H262V62H261ZM6 64H7V63H6ZM6 64L4 63L2 67H5L4 65H6ZM41 64H43V63H41ZM41 64H40V65H41ZM45 64H47V63H45ZM45 64H44V67H45ZM59 64H58V66H59ZM62 64H64V65L62 66ZM75 64H76V63H75ZM99 64H100V63H99ZM105 64H106V63H105ZM143 64H144V62H143ZM143 64H142V67H143ZM153 64H154V63H153ZM192 64H191V65H192ZM209 64H210V65H209ZM231 64H232V63H231ZM242 64H241V65H242ZM262 64H263V63H262ZM0 65H1V64H0ZM40 65H39V66H40ZM69 65H70V64H69ZM79 65H82V64L80 63ZM86 65H87V64H86ZM88 65H89V63H88ZM88 65H87V66H88ZM90 65H89V68H93V66H90ZM93 65H95V64H93ZM97 65H98V63H97ZM147 65H149V64H147ZM147 65H145V66L147 67ZM164 65H165V64H164ZM188 65H189V64H188ZM191 65H190V66H191ZM196 65H195V66H196ZM216 65H215V66H216ZM220 65H219V66H220ZM226 65H227V64H226ZM233 65H234L233 67L230 66V67L232 68L231 71L234 72L235 69L237 70V71H235V73H237V75H238V80H237V78H233V77L235 76V73H233V75H234V76H233V75H231V73L229 72V73H230L229 75H231V77L233 76L232 78H233V79H236V81L239 82L238 85H240V86H238V85H236L235 83H232L233 80H232L231 77H230L231 81H230V80H229V81L232 83V86H233V84H235V85L233 86V87L235 88V90L237 89L235 86H238V89H240L239 87H241L245 92H247V91L250 92L249 94H251V92H254V89H256V90L259 89V91H260V88H261L260 84H261V83H259V81H258V80L260 79V76H261L260 74H259V76H258V74L256 73V75H257L256 77H257V79H258L257 81H256V78L253 77V78L255 79V81L257 82V83H256V82L253 80L254 84H255V85H256V84L258 85V83H259L258 86H260V87H258V88H254V89H253V88L251 87V85H252V80H251V83H250L251 85L249 84V82H250L249 80L251 79L250 76H251V75H254V74H253L252 71H250L251 69H250L249 71H247V69H249L251 66L248 64V66H250V67L247 68V65H246V67H245L244 69H246V72L248 73V75H247V73H246V75H245V72H244L245 70L243 69V67L245 66V64L242 65V66L240 65V66H241V69H239V70L237 69V68H240L239 65L237 66V68H236V66H235V63H234ZM54 66H56V65H54ZM54 66H52V67H54ZM67 66H68V65H67ZM70 66H73V65H70ZM70 66H69V67H70ZM77 66H78V65H77ZM99 66H101V65H99ZM138 66H139V65H138ZM145 66H144V67H145ZM154 66H155V64H154ZM169 66H174V65H170V64H169ZM182 66H184V65H182ZM186 66H187V65H186ZM195 66H193V67H194L193 69H195V71H196ZM204 66H206V65L204 64ZM208 66H206V67H207L208 70H210V69L208 68ZM213 66H212V67H213ZM215 66H214V67H215ZM254 66H255V65H254ZM262 66H263V65H262ZM35 67H36V66H35ZM46 67H48V66H46ZM62 67H63V68H62ZM135 67H136V66H135ZM184 67H185V66H184ZM188 67H189V66H188ZM196 67L198 68V66H196ZM206 67H204L203 70L208 72V70L205 69ZM214 67H213V68H214ZM252 67H253V65H252ZM7 68H9V67H7ZM48 68H49V67H48ZM104 68H105V70H106V67H104ZM173 68H174V67H173ZM175 68H176V67H175ZM177 68H178V67H177ZM191 68H192V66H191ZM210 68H211V67H210ZM218 68L220 69V70H218V72H219V71L222 72L221 74H223V76L227 75V76H226V79H225V80H227V79H228V78H227V77H228V74L225 73V71H224L225 74L223 73L224 67H223L222 70H221L222 67L220 68V67L217 66V69H218ZM258 68H261V67L259 66ZM3 69H4V68H3ZM50 69H52V68H50ZM50 69H49V70H50ZM53 69H54V68H53ZM69 69H70V68H69ZM96 69H97V68H96ZM98 69H99V68H98ZM135 69H136V68H135ZM143 69H145V68H143ZM193 69H192L191 72H193ZM198 69H199V68H198ZM198 69H197V71H200V69H201L200 73H204V74H205V72L202 70V68H200L199 70H198ZM215 69H216V68H215ZM233 69H234V71H233ZM262 69H263V68H262ZM262 69H260V70H262ZM1 70H2V69H1ZM4 70H5V69H4ZM7 70H8V69H7ZM39 70H41V69H38V70H37L38 72H37V71H36V72L39 73ZM49 70L44 69L43 71H44V72H45V71L47 72V71H49ZM55 70H56V69H55ZM71 70H72V69H70V71H71ZM78 70H79V69H78ZM81 70H82V69H81ZM105 70H104V71H105ZM145 70H147V69H145ZM145 70H144V71H145ZM148 70H149V68H148ZM153 70H154V69H153ZM188 70H189V68H188ZM226 70H227V69H226ZM241 70H242V71L244 70V71H243V72H244V75H243V72H242V76H243V77H242L241 74H240V71H241ZM256 70H257V68H256ZM256 70H254V68H253V71L257 72ZM2 71H3V70H2ZM43 71H42V72H43ZM50 71H51V70H50ZM53 71H54V70H53ZM53 71H52V72H53ZM59 71H58V72H59ZM73 71H74V69H73ZM73 71H72V72H73ZM76 71H77V70H76ZM76 71H74V73H75ZM79 71H80V70H79ZM93 71H94V68H93ZM98 71H99V70H98ZM98 71H97V72H98ZM101 71H102V70H101ZM101 71H100V72H101ZM106 71L109 72V70H106ZM106 71H105V72H106ZM133 71H134V70H133ZM133 71H132V72H133ZM136 71H137V69H136ZM154 71H155V70H154ZM182 71H183V70H182ZM216 71H217V70H216ZM216 71H215L212 75H214V74L217 73V77L219 78L220 73H219V75H218V72H216ZM229 71H230V68H229ZM40 72H41V71H40ZM44 72H43V73H44ZM46 72H45V73H46ZM52 72H48L49 76H48V74H47L48 77H46V78L49 79V77H50V73L53 74ZM72 72H71V73H72ZM91 72H92V71H91ZM94 72H96V71H94ZM94 72H92L91 74H94ZM142 72H143V71H142ZM142 72H141V73H142ZM148 72L151 73V70H149ZM227 72H228V71H227ZM238 72H239V73H238ZM259 72H261V71H259ZM262 72H263V74H264V71H262ZM9 73H10V72H9ZM30 73H31V72H30ZM56 73H57V70H56ZM65 73H66V74H70V72H69V73L65 72ZM74 73H73V74H74ZM78 73H79V72H78ZM78 73H77V74H78ZM84 73H85V74H87V73H86V71L82 73L83 76L85 77L86 75H84ZM137 73H139V71H137ZM137 73H136V74H137ZM152 73H153V72H152ZM181 73H183V72H181ZM197 73H198V72H197ZM249 73H251V75H250ZM4 74H5V73H4ZM80 74H81V71H80V73L78 74V77L80 76ZM104 74H105V73H104ZM156 74H157V73H156ZM261 74H262V73H261ZM263 74H262V76H264ZM55 75H56V74H55ZM64 75H65V74H64ZM70 75H71V74H70ZM70 75H69V76H70ZM75 75H76V74H75ZM98 75H99V74L97 73L96 76H98ZM102 75H103V74H102ZM106 75H107V73H106ZM106 75H103V76L106 77ZM109 75H110V74H109ZM131 75H132V74H131ZM137 75H138V74H137ZM144 75L147 76V77L145 76L146 79H145V77H144V79L147 81L148 75H147V72H146V71L144 72ZM151 75H152V74H151ZM151 75H150V76H151ZM207 75H208V73H207ZM209 75H211V72L209 73ZM209 75H208V76H209ZM212 75H211V77L213 78L214 76H212ZM2 76H3V75H2ZM4 76H5V75H4ZM7 76H8V75H7ZM44 76H46V75H43V77H44ZM58 76H60L59 73H58ZM65 76H66V75H65ZM67 76H68V75H67ZM67 76H66V77H67ZM83 76H82V77H83ZM88 76H90V75H88ZM94 76H95V74H94ZM99 76H100V75H99ZM99 76H98V77H99ZM155 76H156V75H155ZM183 76L185 77L186 75H183ZM187 76H188V75H187ZM190 76H191V75H190ZM204 76H205V75H204ZM245 76H246V77H245ZM247 76H249V80L247 79ZM5 77H6V76H5ZM53 77H57V76H53ZM76 77H77V75H76ZM78 77H77V79H78ZM80 77H81V76H80ZM92 77H93V76H92ZM101 77H102V76H100V78H101ZM109 77H110V76H109ZM109 77H108V78H109ZM151 77H152V76H151ZM156 77H157V76H156ZM194 77H195V76H194ZM215 77H216V76H215ZM258 77H259V78H258ZM1 78H2V77H1ZM58 78H59V77H57V79H58ZM69 78H71V77H69ZM72 78H73V77H72ZM86 78H87V76H86ZM100 78H98V79H100ZM106 78H107V77H106ZM152 78H153V77H152ZM224 78H225V77H224ZM253 78H252V79H253ZM263 78H264V77H263ZM263 78L261 77V80H264ZM57 79H56V80H57ZM75 79H76V78H75ZM75 79H72L71 81L74 80V82H75V81L77 82L78 80H75ZM82 79H84V78H81V80H82ZM89 79H90V77H89ZM93 79H94V78H92L91 80H88V78H87L86 80H87L88 82L90 81L91 83H95V82L97 83V81H98L97 77H96V80H93ZM131 79H133V77H132ZM131 79H130V82L133 81V80H131ZM135 79H136V78H135ZM149 79H150V77H149ZM199 79L202 80L201 77H200ZM207 79H209V78H207ZM2 80H3V79H2ZM38 80H40V79H38ZM38 80H37V81H38ZM50 80H51V79H50ZM56 80H53V81H56ZM59 80H60V82H61L62 79L60 78ZM67 80H68V79H67ZM86 80H83V81L85 82ZM100 80H103V79L101 78ZM104 80H105V79H104ZM136 80H137V79H136ZM151 80H152V79H151ZM195 80H196L195 82L199 81V80L196 79V78H195ZM215 80H216V79H215ZM225 80H223V78L221 79V82H220V80H219L220 85H221V84L225 85L226 82H227V84H229V83H228V80H227L226 82H225ZM261 80H260V82H262ZM4 81H5L4 83H0V88H1V89H2V87H4L3 89H5V84L8 83L7 81H10V80H9V77L5 78ZM71 81H70V82H71ZM87 81H86V82H87ZM216 81H218V80H216ZM223 81H224V82H223ZM236 81H233V82H236ZM57 82H59V81H58V80L56 81V83H55L56 86L60 84V82H59L58 84H57ZM65 82H66V81H65ZM68 82H69V80H68ZM76 82H75V83H71V85L73 86V84H75V85L78 84V86H79V83H76ZM78 82H79V81H78ZM81 82H82V81H81ZM130 82H129V83H130ZM133 82H135V81H133ZM137 82H138V81H137ZM137 82H136V84H137ZM206 82H208V81H206ZM214 82H215V81H214ZM222 82H223V83H222ZM238 82H237V83H238ZM263 82H264V81H263ZM49 83H50V82H49ZM61 83H62V82H61ZM82 83H83V82H82ZM101 83H103V82H101ZM139 83H141V82H138V84H139ZM146 83H147V82H146ZM217 83H218V82H217ZM11 84H12V83H11ZM35 84H36V83H35ZM47 84H48V82H47ZM53 84H54V82H53ZM67 84H68V83H67ZM67 84H66V85H67ZM97 84H98V83H97ZM97 84H94V85H96L95 87H98V89H103V87H102V88H100V87L103 86L105 83H104L103 85L101 84V85H98V86H97ZM99 84H100V83H99ZM131 84L133 85V83H131ZM134 84H135V83H134ZM136 84L133 85V86L135 87ZM196 84H197V83H196ZM201 84H202V82H201ZM203 84H204V81H203ZM218 84H219V83H218ZM227 84H226V86H227ZM8 85H9V84H8ZM36 85H37V84H36ZM38 85H41V83L39 82ZM43 85L46 86L45 83H44ZM51 85H52V84H51ZM68 85H69V84H68ZM84 85H86V83H85ZM87 85H90V83H87ZM87 85L84 86V87H87ZM106 85H107V84H106ZM132 85H131V86H132ZM141 85H142V84H141ZM198 85H199V83H198ZM205 85H206V84H205ZM230 85H231V84H230ZM257 85H256L255 87H257ZM41 86H42V85H41ZM49 86H50V85H49ZM49 86H48V88H49L48 91H50V90L53 89V88L50 89ZM52 86H54L55 89L52 90V91H50L51 93H53V94H54V93H58V91H60V92L62 93V91H63V95H64V94L67 95L69 92L72 93L73 90H74V89H77V87H78V86H77V87L75 86L74 89L72 90V89H70V88H72V86H70V88H69V87H65L64 89H60V90H59L58 88H56L55 85H52ZM59 86H61V85H59ZM62 86H63V84H62ZM64 86H65V85H64ZM64 86H63V87H64ZM81 86H83V85H81ZM131 86L129 85V87H131ZM211 86H212V85H211ZM249 86L253 89V90L251 89L252 91H249ZM253 86H254V85H253ZM262 86H264V83L262 84ZM38 87H39V86H38ZM84 87H83V89H85ZM104 87H106V86L104 85ZM136 87L138 88V86H136ZM140 87H141V86H140ZM140 87H139V88H140ZM213 87H214V85H213ZM228 87H229V85H228ZM233 87H232V88H233ZM31 88H32V87H31ZM46 88H47V87H46ZM78 88H79V87H78ZM88 88H89V87H88ZM92 88H93V89H92ZM92 88L89 89V90H91V91L93 90V91H94V86H92ZM141 88H142V87H141ZM141 88H140V89H135V90L140 91ZM226 88H227V87H226ZM232 88H231V89H232ZM234 88H233V89H234ZM43 89H44V87H43ZM79 89H80V88H79ZM227 89H228V88H227ZM233 89H232V90H233ZM238 89H237V91H238ZM45 90H46V89H45ZM70 90H72V91H70ZM80 90H81V89H80ZM89 90H87V88H86V90H85L86 92H85L84 94H83V92H82L83 90H81L82 93L80 92V95L82 94V96H83V95H86V94L90 93L91 91H89ZM131 90H132V89H131ZM133 90H134V89H133ZM216 90H217V89H216ZM243 90H242V91H243ZM261 90H262V88H261ZM9 91H10V90H9ZM9 91L7 90V92H9ZM74 91H75V90H74ZM87 91H89V92H87ZM93 91H92V93H90V96H91V94H93L92 96H94L96 93L98 94L100 90L95 89L96 92H93ZM97 91H98V92H97ZM138 91H137V93H139ZM213 91H215V90H213ZM217 91H218V90H217ZM220 91H221V90H220ZM222 91H224V90H222ZM242 91H241V94H242ZM3 92H4V91H3ZM11 92H12V91H11ZM50 92H49V95H50ZM60 92H59V94H60ZM100 92H101V91H100ZM103 92H104V91H102L101 93H103ZM129 92H130V91H129ZM132 92H133V91H132ZM140 92H141V91H140ZM225 92H227V91H225ZM228 92H229V91H228ZM231 92H232V91H231ZM248 92H247V93H248ZM256 92H257V91H256ZM256 92H255V93H256ZM78 93H79V91H78ZM78 93H77V95H78ZM137 93H134V94L136 95ZM215 93H216V92H215ZM218 93H219V91H218L217 94H215V95H218ZM220 93H221V92H220ZM229 93H230V92H229ZM229 93H227V94L229 95ZM235 93H236V92H235ZM238 93H239V91L237 92V94H238ZM247 93H245V94H247ZM255 93H254V94H255ZM1 94H2V93H1ZM6 94H7V93H6ZM53 94H52V97H53ZM103 94H105V93H103ZM134 94H133V95H134ZM224 94H225V93H224ZM230 94H231V97H230V98H233V96H232L233 94H232V93H230ZM252 94H253V93H252ZM2 95H3V94H2ZM8 95H9V93H8ZM49 95H48V96H49ZM54 95H55V94H54ZM63 95H62V96H63ZM68 95H69V94H68ZM77 95H76V96H77ZM80 95H79V97H81ZM100 95H102V94H100ZM211 95H212V94H211ZM225 95H226V94H225ZM257 95H260V94H257ZM60 96H61V95H60ZM62 96H61V97H62ZM73 96H74V95H73ZM87 96H88V98H89V95H87ZM92 96H91V97H92ZM103 96H104V95H103ZM103 96H102V97H103ZM136 96H137V95H136ZM219 96H221V95L219 94ZM236 96H237V95H236ZM242 96H243V95H242ZM247 96H248V94H247ZM253 96H256V94H255V95H252L251 97H253ZM3 97H4V96H3ZM54 97H55V96H54ZM58 97H59V95H58ZM71 97H72V95L69 97V99H70L69 102L73 103L72 101H73V99H74L75 96L72 98V101H71ZM84 97H85V96H84ZM94 97H96V96H94ZM98 97H99V95H98ZM213 97H214V96H213ZM226 97H227V95H226ZM226 97H225V98L223 97L224 99H222V100H227ZM238 97H239V96H238ZM238 97L236 98V97L234 96L235 100L237 99L236 102H238L239 104H240V101H242V100L245 101L246 99H248V98H245V99L241 98V99H242V100H241V99H238ZM243 97H244V96H243ZM256 97H258V96H256ZM43 98H44V97H43ZM47 98H48V97H47ZM49 98H50V96H49ZM67 98H68V97H66L65 99H67ZM104 98H105V97H104ZM217 98H218V96H217ZM234 98H233V99H234ZM239 98H240V97H239ZM254 98H255V97H254ZM52 99L54 100V98H52ZM63 99H64V98H63ZM65 99H64V100H65ZM92 99H93V98H92ZM99 99H100V98H98V100H99ZM210 99H211V98H210ZM219 99H221V98H219ZM219 99L217 100L218 102H219ZM233 99H232L231 101H233ZM0 100H2V98H1ZM64 100H63V103H64ZM87 100H88V99H87ZM89 100H90V99H89ZM222 100H220V102H221ZM248 100H250V99H248ZM248 100H247V101H248ZM33 101H34V100H33ZM67 101H68V100H67ZM67 101L65 100V102H67ZM75 101H77V99H75ZM81 101H83V100H81ZM85 101H86V100H85ZM85 101H83V102H85ZM212 101H216V99H215V100L212 99ZM212 101H211V102H212ZM227 101H228V100H227ZM229 101H230V99H229ZM231 101H230V102H227V103L230 104ZM255 101H256V100H255ZM0 102H1V101H0ZM2 102L4 103L3 100H2ZM36 102H37V101H36ZM43 102H44V100H43ZM45 102H46V101H45ZM45 102H44V103H45ZM52 102H53V101H52ZM52 102H51V103H52ZM61 102H62V100H61ZM77 102H78V101H77ZM96 102H98V101H95V103H96ZM224 102H225V101H223V103H224ZM245 102H246V101H245ZM245 102H244V104H242V105H241V104L239 105L238 103H234V104H236V106H237V104H238L241 108H240L239 106H237V107H239V109H240V111H241L243 105H246V106L248 105V103L245 104ZM3 103H2V104H3ZM48 103L51 104L50 101H49ZM54 103L57 105V100H56V102H55V101L53 102V104H52L53 106H54ZM59 103H60V101H59ZM71 103H70V104H71ZM87 103L89 104V102H87ZM91 103H92V102H90V104H91ZM93 103H94V101H93ZM213 103H216V102H213ZM241 103H242V102H241ZM30 104H31V103H30ZM32 104H33V103H32ZM32 104H31V105H32ZM37 104H38V103H34L32 106L37 105ZM46 104H47V102H46ZM49 104H48V105H49ZM64 104H65V103H64ZM68 104H69V103H68ZM76 104H77V103H76ZM76 104H75V106L78 105V104H77V105H76ZM79 104H80V103H79ZM128 104H129V103H128ZM206 104H207V103H206ZM206 104H205V105H206ZM217 104H218V103H217ZM220 104H221V103H220ZM224 104H225V103H224ZM224 104H223V108L225 107L224 109H228L227 107H229V104H226L227 107H226V105L224 106ZM250 104H251V103H250ZM252 104H253V103H252ZM3 105H6V103L3 104ZM3 105H2V106H3ZM31 105H30V106H31ZM48 105H46V106H48ZM56 105H55V106H56ZM61 105H62V103L60 104V106H61ZM65 105H66V104H65ZM71 105L74 106L73 104H71ZM71 105H70V106H71ZM80 105H82V104H80ZM80 105H79V106H80ZM208 105H209V104H208ZM208 105L205 106L204 108L206 109V107L211 106V105H209V106H208ZM214 105H216V104H214ZM214 105H212V107H216V106H214ZM221 105H222V104H221ZM221 105H220V106H221ZM50 106H51V105H49L48 107H50ZM53 106H52V107H53ZM60 106H58V107H60ZM67 106H68V107H65V108L69 109V105H67ZM83 106H85V105H83ZM88 106H89V105H88ZM95 106H97V105H93V107H95ZM100 106H101V104H100ZM126 106H127V105H126ZM129 106H130V105H129ZM203 106H204V104H202V107H203ZM231 106H232V104H231ZM52 107H51V108H52ZM63 107H64V106H63ZM85 107H86V106H85ZM124 107H125V106H124ZM127 107H128V106H127ZM127 107H126V108H127ZM130 107H131V106H130ZM200 107H201V105H200ZM212 107H211V110H212V111H209V110H210V107H209V108H208L209 110L206 109V112H205V113L207 114V112H209V113L211 112L210 114H212V113H213V108H212ZM248 107H249V106H248ZM51 108H50V109H51ZM54 108H56V107H54ZM76 108H78V107H76ZM80 108H81V107H80ZM80 108H79V109H80ZM126 108H125V109H126ZM29 109H30V108H29ZM33 109H34V108H33ZM47 109H48V108H47ZM47 109H46V110H47ZM57 109H59V108H57ZM67 109H66V110H67ZM72 109L75 111L74 107H72ZM72 109H70L71 111H69V112H72V111H73ZM88 109H89V107H88ZM93 109H94V108H93ZM201 109H202V108H201ZM217 109H220L219 111H222V110H221V107L219 108V105H218ZM224 109H223L222 113L224 112ZM230 109H232V108H230ZM239 109H238V111H239ZM53 110H54V109H53ZM59 110H60V109H59ZM62 110H63V109H62ZM76 110H77V109H76ZM83 110H85V109H83ZM214 110H216V108H215ZM228 110H229V109H228ZM232 110H233L234 112H236L237 109H232ZM248 110H249V109H248ZM2 111H3V110H2ZM7 111H8V110H7ZM32 111H34V110H32ZM36 111H37V110H36ZM42 111H44V110H42ZM47 111H51V110H47ZM64 111H65V110H64ZM86 111H87V110H86ZM89 111H90V110H89ZM201 111H203V110H201ZM201 111H200V112H201ZM216 111H218V110H216ZM216 111H214V112H216ZM246 111H247V110H246ZM37 112H38V111H37ZM44 112H45V111H44ZM81 112H82V111H81ZM227 112H228V111H227ZM229 112H230V111H229ZM229 112H228V113H229ZM243 112H244V111H243ZM243 112H242V113H243ZM27 113H28V112H26V115H27ZM33 113H35V111H34ZM46 113H47V112H46ZM46 113H45V115H46ZM49 113H50V112H49ZM51 113L53 114V112H51ZM56 113H57V112H56ZM58 113H59V112H58ZM61 113H62V112H61ZM82 113H83V112H82ZM205 113H204V114H205ZM209 113H208L207 115H209ZM216 113H217V112H216ZM216 113H215V114H216ZM228 113H226V114H228ZM237 113H238V112H237ZM242 113H241V118L244 117V115L242 116ZM3 114H4V113H3ZM31 114H32V113H31ZM35 114L40 115L41 113H35ZM35 114H33V115L35 116ZM43 114H44V113H43ZM52 114H51V116H52ZM66 114H67V113H66ZM66 114H65V117H66L65 119H63L62 117H64V116H63V115L61 116V114H60V116H61V120H62L63 122H64V120H65V123H67L68 121L71 120L70 123H72V120H74L73 118H72V119L69 118L70 120L68 119L67 122H66L67 116L69 117V115H71V114H69V115L66 116ZM73 114H74V112H73ZM75 114H76V113H75ZM77 114H78V113H77ZM206 114H205V115H206ZM230 114H231V113H229V119L232 121V119L234 118V117H233L234 114H232V115H230ZM12 115L14 116V114H10V117H12ZM41 115H42V114H41ZM41 115H40V116H41ZM201 115H202V114H201ZM238 115H239V114H238ZM246 115H248V114H246ZM51 116H50V114H49V115H47L46 117H48V118L50 117V118H51ZM56 116L59 117V114L56 115ZM230 116H232V117H230ZM3 117H7V118H8L9 115L6 116V113H5V115H4ZM3 117H2V119H4ZM10 117H9V118H10ZM58 117H57V118H58ZM7 118H5V121L2 120V121H4V124L8 121ZM9 118H8V119H9ZM52 118H55V117L53 116ZM57 118H55V119H57ZM239 118H240V116H239ZM241 118L238 119L237 116H235V118H234L233 121H234V122H237V121H235V119H236V120H241ZM11 119H12V118H11ZM55 119H48V121L51 122V120L54 121ZM229 119H227V120H229ZM0 120H1V119H0ZM6 120H7V121H6ZM42 120H43V119H42ZM57 120L60 121V118L57 119ZM9 121H11V120H9ZM12 121H13V120H12ZM14 121H16V120L14 119ZM36 121H37V120H36ZM46 121H47V119H46ZM55 121H56V120H55ZM55 121H54V122H55ZM62 121H60V122H62ZM39 122H40V121H39ZM42 122H43V121H42ZM1 123H3V122H1ZM33 123H36V122H33ZM45 123H46V124H47V123L49 124V122H45ZM52 123H53V122H52ZM65 123H64V124H65ZM74 123H75V122L73 121V124H74ZM204 123H205V121H204ZM206 123H207L208 125H209L210 123H212V125H211V124L209 125V126H211V127H212V126L214 127V123H215V125H216V121H215V122H206ZM26 124H27V123H26ZM31 124H32V123H31ZM31 124L29 123V125H31ZM41 124H42V123H41ZM41 124H40V123L37 124V125H38L37 128H38L39 126H41ZM68 124H69V123H68ZM73 124H72V125H73ZM198 124H199V123H198ZM34 125H35V124H34ZM42 125H43V124H42ZM44 125H45V124H44ZM52 125L54 126V124H52ZM56 125H57V124H56ZM59 125H60V124H59ZM61 125H62V127H64V126H63V123H62ZM181 125H182V124H180V127H181ZM190 125H191V124H190ZM200 125L202 126V124H200ZM230 125L233 126V123L230 124ZM2 126H3V125H2ZM50 126H51V125H50ZM176 126H177V125H176ZM209 126H207V127H209ZM55 127H56V126H55ZM193 127H195V126H193ZM193 127H192V129H193ZM1 128H2V127H1ZM21 128H22V127H21ZM23 128H24V127H23ZM26 128H27V126H26ZM35 128H36V127H35ZM39 128H40V127H39ZM39 128H38V131H40ZM60 128H61V127H60ZM60 128L58 127L57 129L59 130ZM65 128H66V127H65ZM65 128H64V129H65ZM67 128H68V126H67ZM67 128H66V129H67ZM214 128H215V127H214ZM214 128H213V129H214ZM32 129H33V128H32ZM51 129H52V128H51ZM53 129L55 130L56 128H53ZM57 129H56V130H57ZM195 129H197V128H195ZM210 129H211V128H210ZM213 129H211V130L213 131V133H215V132L217 131V128L214 129V130H216L215 132H214ZM221 129H222V128H221ZM8 130L10 131V129H8ZM11 130H12V129H11ZM15 130H16V129H15ZM27 130H29V129H27ZM33 130H34V129H33ZM36 130H37V129H36ZM54 130H51V131L54 132ZM58 130H57V131H58ZM180 130H181V133L179 132L180 135H181L182 133L184 134V132H182V130H183L182 127H181ZM180 130H179V131H180ZM193 130H194V129H193ZM208 130H209V129H208ZM223 130H224V129H223ZM25 131H26V130H25ZM170 131H172V130H170ZM176 131H177V130H176ZM187 131H188V130H187ZM187 131H186V133H187ZM189 131H191L190 128H189ZM200 131H201V128H200ZM212 131H209V132L212 133ZM219 131H220V130H218L217 133H220ZM11 132H12V131H11ZM13 132H14V130H13ZM13 132L11 133L12 136H13V135L16 136V139H17V137H18L19 139H17V140H19V141L22 140V139H20L19 136H17V135H18V132H14L15 134H14ZM20 132L23 133L22 130H19V134H21ZM28 132H29V131H28ZM28 132H27V133H28ZM40 132H41V131H40ZM53 132H52V133H53ZM204 132H205V131H204ZM222 132H223V131H222ZM222 132H221V133H222ZM229 132H232V131H229ZM8 133H9V132H8ZM16 133H17V134H16ZM52 133H51V134H52ZM167 133H169V132L167 131ZM174 133L177 134L176 132L169 133V134H170V135L173 134L171 137H174V138H175ZM186 133H185L184 136H183V135H182V136L185 137V136L187 135V137H185V138H187V140H188L192 135H189V138H188V134H186ZM192 133H193V132H192ZM194 133H195V132H194ZM198 133H203V131H202V132H199V131H198ZM210 133H208V134H210ZM213 133H212V134H213ZM217 133H216V134H217ZM0 134H2V133H0ZM29 134H30V132H29ZM189 134H191V132H190ZM212 134H211V135H212ZM216 134H215V135H216ZM24 135H26V134H24ZM40 135H41V134H40ZM203 135H205V134L203 133V134H201L200 136L203 137ZM211 135H205V136H207V137L210 136V137H211ZM219 135H220V134H219ZM221 135H222V134H221ZM225 135H226V134H225ZM4 136H5V135H4ZM8 136H9V135H7V136H5V137L0 136V138L2 137L3 139H5L6 137L8 138ZM14 136H13V137H14ZM20 136H21V135H20ZM28 136H29V137H28ZM28 136H27V137H28L29 139H26V140H30V135H28ZM42 136H43V135H42ZM42 136H41V137H42ZM47 136H48V135H47ZM117 136H120V135L117 133ZM193 136H194V134H193ZM193 136H192L191 138L194 139ZM195 136H196V135H195ZM213 136H214V135H213ZM213 136H212V138L215 139L218 135H216L215 137H213ZM21 137H22V136H21ZM52 137H53V136H52ZM166 137H167V140H166V141H169V139H168L169 137H168L167 135H166ZM171 137H170V138H171ZM196 137H197V138L194 139V141H195L194 143H197V145H196V144H192V145H194V146H198V145L201 144V145L198 147V148H200V147L203 145L202 142H201L202 139H201V137L198 138L199 136H196ZM225 137H226V136H225ZM7 138L5 139L6 141L10 140L11 142H14V144L17 142V140H13V139H15V138H11V135L9 136L8 139H7ZM23 138H26V137H23ZM45 138H46V137H45ZM116 138H118V137H115V139H116ZM119 138H120V137H119ZM179 138H180V137H179ZM191 138H190V139H191ZM203 138H204V137H203ZM223 138H224V137H222L221 139H220V138H219V139L216 138L215 140L218 139V140H217L218 142L215 141V140H214V141L217 142V143L219 144V141H221ZM31 139H32V138H31ZM103 139H104V137H103ZM103 139H102V140H103ZM109 139H110V138H109ZM122 139H123V138H122ZM172 139H173V138H172ZM190 139H189V140H190ZM193 139H192V141H193ZM199 139H201V140H200L201 143L198 142ZM228 139H229V138H228ZM24 140H25V139H24ZM26 140H25V141H26ZM36 140H37V139H36ZM105 140H107V139H105ZM112 140H114V138H113ZM117 140H118V139H117ZM124 140L126 141V138H125ZM124 140H123V141H124ZM173 140H174V139H173ZM184 140H186V139H184ZM231 140H232V139H231ZM0 141H1V140H0ZM3 141H4V140H3ZM3 141H1L0 144H2ZM6 141H5V142H6ZM22 141H23V140H22ZM34 141H35V140H34ZM100 141H101V140H100ZM103 141H104V140H103ZM114 141H115V140H114ZM114 141H113V142H114ZM119 141H120V140H119ZM175 141H177V137H176ZM178 141H179V140H178ZM207 141H208V140H207ZM223 141H224V143H226L227 141H226L225 138L222 140V145L224 146ZM225 141H226V142H225ZM8 142H9V141H8ZM27 142H28V141H27ZM39 142H40V141H39ZM55 142H56V141H55ZM81 142H84V143H85L84 140L81 141ZM111 142H112V141L110 140V143H111ZM120 142H121V141H120ZM172 142H173V141H172ZM172 142H171V144H172ZM203 142H204V141H203ZM229 142H231V141H228V143H229ZM20 143H21V142H20ZM25 143H26V142H25ZM33 143H34V142H33ZM33 143H32V144H33ZM35 143H36V142H35ZM41 143H42V142H41ZM41 143H40V144H41ZM59 143H60V142H59ZM59 143H58V144H59ZM61 143H62V142H61ZM98 143H99V142H98ZM125 143H126V142H125ZM167 143H168V142H167ZM173 143H174V142H173ZM184 143H185V142H184ZM205 143H206V142H205ZM208 143H210V142H208ZM212 143H213V145H214V144H217V143H214V142H212ZM212 143H211V144H212ZM220 143H221V142H220ZM3 144H4V142H3ZM3 144H2V145H3ZM6 144H8V143L6 142ZM6 144H5V146H6ZM21 144H22V143H21ZM46 144H47V143H46ZM49 144H51V143H49ZM54 144H55V143H54ZM56 144H57V143H56ZM82 144H83V143H82ZM100 144H101V146L103 147V146L106 145V142H105V145H102V143H100ZM103 144H104V143H103ZM108 144H109V142H108ZM112 144H114V143H111V145H112ZM186 144H188V143H186ZM186 144H184V145H186ZM231 144H232V143H231ZM2 145H1V147H2ZM8 145H10L9 148L11 149V145H12V144L10 143V144H8ZM15 145H16V144H15ZM27 145H28V144H27ZM27 145H26V146H27ZM83 145H84V144H83ZM86 145H87V143H86ZM86 145H85V146H86ZM109 145H110V144H109ZM181 145H182V144H181ZM189 145H191V144H189ZM192 145H191V146H192ZM206 145H207V144H205L204 146H202V149H203V147H204V150H205V148H207V147H212V146H213V145L209 146L210 144H208L207 146H206ZM219 145H221V144H219ZM13 146H14V145H12V147H13ZM17 146H18V148H19V147L22 146V145L19 146V144H18ZM41 146H42V145H41ZM51 146H52V145H51ZM51 146H50V147H51ZM57 146H58V145H57ZM59 146H60V144H59ZM80 146H81V143H80ZM85 146H84V147H85ZM87 146H89V145H87ZM96 146H97V145H96ZM101 146H100V147H101ZM169 146H170V145H169ZM174 146H175V145H174ZM194 146H193V148L197 149V147H194ZM226 146H228V145H226ZM231 146H232V145H230V148H231ZM14 147L16 148V146H14ZM14 147H13V149H11L12 152L14 151L13 153L11 152L12 154L10 153V150L7 148V149H8V152H9L10 155H11V157H10V156L7 155L8 152L6 151V148H5L4 145H3V148H5V151L7 152L6 156L10 157L9 159L13 158L12 155L15 154V152H16L17 150H19L18 148H17V150H16ZM44 147H45V146H44ZM44 147H43V150H44ZM112 147H114V145H113ZM171 147H172V146H171ZM182 147H184V146H181V147H179V148H182ZM213 147H214V146H213ZM213 147H212V148H213ZM224 147H225V146H224ZM3 148H1V150H2ZM23 148H24V147H22V148L20 147V149H23ZM26 148H28V147H26ZM29 148H30V147H29ZM29 148H28V149H29ZM35 148H36V147H35ZM38 148H39V147H38ZM38 148H37V149H38ZM41 148H42V147H41ZM53 148H54V147H53ZM58 148H59V147H58ZM60 148H61V147H60ZM73 148H74V147H73ZM81 148H82V146H81ZM87 148H88V147H87ZM176 148H177V147H176ZM212 148H211V150H212ZM225 148H227V147H225ZM31 149H32V147H31ZM39 149H40V148H39ZM48 149H49V148H48ZM62 149H63V148H62ZM62 149H60V150H62ZM71 149H72V148H71ZM82 149H83V148H82ZM85 149H86V148H85ZM98 149H100V148L98 147ZM112 149H113V148H112ZM213 149H215V148H213ZM15 150H16V151H15ZM33 150H34V152H35L36 149H33ZM45 150H46V148H45ZM51 150H52V147H51ZM60 150H59V151H60ZM79 150H80V149H79ZM86 150H87V149H86ZM101 150H102V149H101ZM101 150H99L98 152L101 153ZM167 150H168V149H167ZM172 150H173V149H172ZM174 150H175V149H174ZM184 150H185V148H184ZM188 150H189V149H188ZM200 150H201V149H199L198 151L200 152ZM209 150H210V149H209ZM2 151H3V150H2ZM5 151H4V152H1V153H6ZM23 151L25 152V151H28V150H25V149H24ZM41 151H42V150H41ZM41 151H40V152H41ZM80 151H81V150H80ZM206 151H207V150H205V152H206ZM213 151H215V150H213ZM18 152H20V151H18ZM24 152H23V153L21 152V154H19V155H20V156L22 155V157H23V155L26 153V152H25V153H24ZM28 152H30V151H28ZM28 152H27V153H28ZM51 152H52V151H51ZM57 152H58V151H57ZM73 152H74V150L72 151V153H73ZM77 152H78V151L76 150V152H75L76 155H77ZM82 152H83V151H82ZM104 152H106V151H104ZM104 152H102V153L104 154ZM164 152H165V151H164ZM167 152L169 153L170 150H168ZM171 152H172V151H171ZM171 152H170V154H171ZM174 152H175V151H174ZM223 152H224V151H223ZM1 153H0V154H1ZM31 153H32V152H31ZM36 153L39 154V150H38V152H37V150H36ZM36 153H34V154H36ZM49 153H50V152H49ZM85 153H86V152H85ZM102 153H101V154H102ZM106 153H107V157H108V156H109V153H108V152H106ZM121 153H122V152H121ZM161 153H162V152H161ZM209 153H210V152H209ZM37 154H36V155H37ZM54 154H55V153H54ZM54 154H53V155H54ZM78 154H79V153H78ZM114 154H115V153H114ZM163 154H164V153H163ZM163 154H162V155H163ZM175 154H176V153H175ZM203 154H205L204 151H203ZM212 154L214 155V154H217V153H212ZM224 154H225V152H224ZM224 154L222 155V158H221V159L224 158ZM25 155L27 156V154H25ZM25 155H24V157H25ZM42 155H44V154H41V155H38V156L41 157ZM73 155H75V154L73 153ZM84 155H85V154H84ZM105 155H106V154H105ZM110 155H111V154H110ZM112 155H113V152H112ZM171 155H172V154H171ZM15 156H16V157H19L18 154H15ZM15 156H14V157H15ZM81 156H82V154H81ZM100 156H102V155H100ZM123 156H124V154H123ZM173 156H174V155H173ZM207 156H208V155L205 154V157H207ZM210 156H211V155H210ZM210 156H208V158H209ZM217 156H219V155L217 154ZM3 157H4V159H3ZM3 157H2V159H3V161H4V160H5V156H3ZM33 157H34V156H33ZM36 157H37V156H35L34 158H36ZM42 157H43V156H42ZM49 157H50V156H49ZM54 157H55V156H54ZM79 157H80V156H79ZM113 157H114V156H112V158H113ZM162 157H163V158H161V159L166 160V159H164V157L168 158L169 155L165 152V154H164ZM211 157L214 158V159L216 158V157H214V156H211ZM19 158H20V157H19ZM26 158H27V157H26ZM28 158L31 159L32 157H30V155H29ZM37 158H38V157H37ZM102 158H103V157H102ZM102 158H100V159L102 160ZM104 158H106V157H104ZM129 158H130V157H129ZM131 158H133V157H131ZM169 158H173V157H169ZM208 158H207V159H208ZM212 158H211V160H212ZM6 159H7V158H6ZM9 159H8L7 161H9ZM13 159H16V158H13ZM38 159H39V158H38ZM81 159H83V158L81 157ZM108 159L110 160L111 158H108ZM126 159H127V160H131V159H128V158H126ZM133 159H135V158H133ZM174 159H176V158L174 157L173 160H174ZM216 159H217V158H216ZM218 159H220V158H218ZM39 160H41V159H39ZM39 160H37V161H39ZM106 160H107V159H106ZM111 160H112V159H111ZM127 160H126V161H127ZM168 160H170V159H168ZM173 160H170V161L172 162ZM209 160H210V159H209ZM211 160H210L209 162H211ZM12 161H13V160H11V162H12ZM14 161H15V160H14ZM26 161H30V160H27V159H26ZM32 161H35V160H33V158H32ZM37 161H36V162H37ZM80 161H82V160H80ZM104 161H105V160H104ZM212 161H213V160H212ZM216 161H218V160H216ZM220 161H221V160H220ZM0 162H1V161H0ZM78 162H79V161H78ZM84 162H85V161H84ZM86 162H87V160H86ZM106 162H107V161H106ZM133 162H134V161H133ZM168 162H169V161H166V163H167L168 165H165V164H166L165 161L162 162V164L165 163V164L163 165V167L166 166V168L164 167V169L167 170V173L169 172L168 169L170 170V169H172L173 167H175V166L171 165V163H170V166H172V167H168V166H169V163H168ZM81 163H82V162H81ZM131 163H132V160H131ZM134 163H135V162H134ZM212 163H216V162L213 161ZM85 164H86V163H85ZM3 165H4V163H2V166H3ZM35 165H36V163H35ZM35 165H34V166H35ZM37 165H38V164H37ZM80 165H81V164H80ZM132 165H133V164H132ZM132 165H131V166H132ZM135 165H136V164H135ZM159 165L162 166L161 164H159ZM0 166H1V165H0ZM84 166H86V165H84V163H83V165H82L81 167H84ZM156 166H158V164H157ZM58 167H59V166H58ZM77 167H78V166H77ZM97 167H98V166H97ZM133 167H134V166H133ZM163 167H162V169H160L159 166H158V170L163 172V173H162V172H161V173L164 175V177L167 176V178H166V181H167V179L169 180V177H170V175H172V174H170V173H168V174L165 173V171L163 170ZM167 167H168V168H167ZM0 168H1V167H0ZM4 168H5V167H4ZM36 168H37V167H36ZM56 168H57V167H56ZM91 168H92V167H91ZM134 168H135V167H134ZM154 168H156V171H158V170H157V167L154 166ZM176 168H178L177 170H181L179 167H176ZM176 168H174L173 171L170 170V172H171V171H172L171 173H174V172H175V174H176V172H179V171H174V170H176ZM42 169H43V168H42ZM76 169H77V168H76ZM122 169H123V168H122ZM122 169H121V171L124 172ZM132 169H133V168H131V170H132ZM3 170H4V169L2 168V173L4 174ZM38 170H39V169H38ZM40 170H41V169H40ZM40 170H39V171H40ZM59 170H60V169H59ZM72 170H73V169H72ZM124 170L126 171L127 169H124ZM128 170H129V169H128ZM131 170H129V172H130ZM134 170H135V169H133V171H134ZM136 170H137V169H136ZM143 170H144V169H143ZM145 170H146V169H145ZM152 170H153V169H152ZM10 171H11V170H10ZM50 171H51V170H50ZM60 171H61V170H60ZM62 171H64V169H63ZM76 171H78V170H76ZM94 171H95V169H94ZM97 171H98V170H97ZM102 171H103V170H102ZM109 171H110V170H109ZM137 171H138V170H137ZM139 171H140V169H139ZM141 171H142V170H141ZM149 171H150V170H147L148 173L145 171V172L147 173V175H149ZM154 171H155V170H153L152 173H154ZM159 171H158V172H159ZM55 172H57V171H55ZM129 172H128V173H129ZM0 173H1V172H0ZM11 173H13V172L11 171ZM41 173L43 174L44 172L42 171ZM47 173H49V172H47ZM61 173H63V172H61ZM73 173H74V171L72 172V174H73ZM92 173H93V172H92ZM107 173H108V172H107ZM128 173H127V174H128ZM131 173H133V172H131ZM131 173H129V174L131 175ZM135 173H136V172H135ZM152 173L150 172V176H152ZM156 173H157V172H156ZM37 174H38V172H37ZM39 174H40V173H39ZM45 174H46V171H45ZM90 174H91V173H90ZM100 174H101V173H100ZM109 174H110V173H109ZM109 174H107V175H109ZM122 174H123V173H122ZM122 174H121V172H120V174L118 173L116 176H119V175H122ZM127 174H126V172H125L124 176H126ZM129 174L127 175L128 178L130 177ZM137 174H138V173H137ZM137 174H135V176H136ZM139 174L142 175V172L139 173ZM165 174H166V175H165ZM169 174H170V175H169ZM189 174H190V173H189ZM0 175H1V174H0ZM10 175H11V174H10ZM10 175H9V176H10ZM40 175H41V174H40ZM40 175H39V176H40ZM56 175H57V173H55V177H56ZM65 175H66V174H65ZM88 175H89V174H88ZM107 175H105V176L107 177ZM132 175H133V174H132ZM132 175H131V177H133ZM147 175H145V176L142 175V176H141L142 178H143V176H144V177H147V180H145V178H144V181H143V179L139 178V179H141V182L143 181V183H144L145 186L148 184V183L146 184L145 182L148 181V182H149V185H151V184H150L151 181H149V180H152V179H154L155 177H157V179L159 180V178L162 176V175L160 176V174H158L159 177L156 176V175H154V177H153V178L150 177V178H152V179H150L149 176H147ZM168 175H169V176H168ZM2 176H3V175H2ZM2 176H0V177H2ZM11 176H12V175H11ZM34 176H35V175H34ZM41 176H42V175H41ZM43 176H44V175H43ZM43 176H42V177H43ZM46 176H47V175H46ZM48 176H49V175H48ZM80 176H81V175H80ZM109 176H110V175H109ZM109 176H108V178H109ZM114 176H115V175H113V177H114ZM127 176H126V177H127ZM135 176H134V177H135ZM138 176H139V175H138ZM173 176H174V175H173ZM183 176H186V175H183ZM183 176H182V179H183ZM190 176H191V175H190ZM57 177H58V176H57ZM57 177H56V178H57ZM62 177H63V174H62ZM120 177H121V179H122L123 175L120 176ZM131 177H130V178H131ZM162 177H163V176H162ZM164 177H163L162 179H164ZM37 178H38V177H37ZM45 178H46V177H45ZM47 178H48V177H47ZM60 178H61V177H60ZM108 178H107V180L110 181L111 177H110L109 179H108ZM128 178H127V179H128ZM136 178L138 179L137 176H136ZM136 178H135V179L133 178V179L136 180ZM187 178H189V176H188V177L186 176V178H184V180H187V183H188V180H190V179H187ZM1 179H2V178H1ZM19 179H20V178H19ZM43 179H44V178H43ZM58 179H59V178H58ZM61 179H62V178H61ZM95 179H96V178H95ZM98 179H99V178H97L96 180H97V181L100 180V181H102V183L105 182V181H104L105 178H104V179L102 178V180H101V179L98 180ZM112 179H113V178H112ZM127 179L123 178V180H126V181H124L125 183L127 182ZM133 179H129L128 181H130V180L133 181ZM139 179H138V180H139ZM157 179H156V180H157ZM59 180H60V179H59ZM96 180H94V182H96ZM170 180H171V177H170ZM0 181H1V180H0ZM41 181H42V180H41ZM91 181H92V180H91ZM111 181H112V180H111ZM131 181H130V182H131ZM176 181H177V180H176ZM18 182H19V181H18ZM43 182H45V181H43ZM83 182H84V181H83ZM85 182H86V181H85ZM94 182H93V183H94ZM107 182H108V181H107ZM120 182H121V181H120ZM136 182H137V181H136ZM139 182H140V181H139ZM141 182H140V183H141ZM153 182L156 183L155 180H154ZM153 182H151V183L154 185ZM169 182H170V181H169ZM39 183H41V182H39ZM49 183H50V182H49ZM51 183H52V182H51ZM51 183H50V184H51ZM59 183H60V182H59ZM96 183L99 184L100 182H96ZM96 183L93 184V188H94L95 186L98 187ZM105 183H106V182H105ZM109 183H111V182H109ZM109 183H107V184H109ZM112 183H113V182H112ZM112 183L110 184V185H111V190H113V189L115 188V187H114V188L112 187L114 184H115V185L120 184L119 182H118V184H116L115 182H114L113 184H112ZM128 183H129V182H128ZM132 183H133V182H132ZM132 183H130V186L136 184V183H135V184H134V183L132 184ZM140 183H137L136 186H138V185L141 186L142 183H141V184H140ZM170 183H171V182H170ZM175 183H177V182H175ZM192 183H193V182H191V183L189 182L188 184L191 185ZM45 184H46V182H45ZM50 184H49V185H50ZM57 184H58V183H57ZM62 184H63V183H62ZM90 184H92V182L89 183V185H87V187H85V188L88 189V186H89V188H90V187L92 188V185L90 186ZM173 184H174V183H173ZM185 184H186V183H185ZM42 185H43V184H42ZM42 185L40 186L41 188H42ZM54 185L57 186L55 183H54ZM85 185H86V184H85ZM120 185H121V184H120ZM120 185H119V186H120ZM123 185H124V184H123ZM126 185H128V184L126 183ZM142 185H143V184H142ZM43 186H44V185H43ZM59 186H60V185H59ZM72 186L74 187V185H72ZM99 186H100V184H99ZM103 186H104V187H107L108 185H106V184L104 185V183H103ZM1 187H2V186H1ZM34 187H35V186H34ZM48 187H49V186H48ZM60 187L63 188V186H60ZM73 187H72V188H73ZM117 187H118V186H117ZM117 187H116L115 189H118ZM141 187L143 188L144 186H141ZM149 187H150V186H149ZM173 187H174V185H173ZM187 187H189V186L187 185ZM53 188H54V187H53ZM53 188H51V189H53ZM64 188H65V187H64ZM67 188H68V187H67ZM69 188H70V187H69ZM91 188H90V191L92 190V192H93V191L95 190V188H94V190L91 189ZM119 188H120V189L122 188L121 190H123V191L125 190L124 188H127V190H128V187H119ZM136 188H140V187H136ZM147 188H148V186H147ZM175 188H176V187H175ZM175 188H174V190H175ZM181 188H183V187H180V189H181ZM184 188H185V190L187 191L188 188L186 189V185H185ZM184 188H183V189H184ZM200 188H201V186H200ZM33 189H34V188H33ZM37 189H38V188H37ZM45 189H46V188H45ZM55 189H57V188H55ZM58 189H60V188L58 187ZM97 189H98V188H97ZM108 189H109V188H108ZM129 189H130V187H129ZM143 189L145 190L146 187L143 188ZM170 189H171V188H170ZM183 189H182V191H183ZM189 189H192V188L190 187ZM189 189H188V190H189ZM194 189H195V188H194ZM75 190H76V189H75ZM88 190H89V189H88ZM88 190H87V191H88ZM121 190H120V191H121ZM132 190H134V187H132L131 190H128L127 192H126V191H125V192L130 194V193H131L130 191H132ZM174 190H173V191H174ZM2 191H3V190H2ZM40 191H41V189H40ZM43 191H45V190H43ZM47 191H48V190H46V192H47ZM52 191H53V190H52ZM52 191H51V192H52ZM70 191H72V189H71V190H70V189L68 190V192H70ZM85 191H86V189H85ZM118 191H119V189H118L117 191L114 190V193H115V192L117 193ZM120 191H119V192H120ZM138 191H139V190H136V189H135V192H137V195H138V193H140L139 195H141V194L143 193V192L141 193V188H140V192H138ZM190 191H191V190H190ZM190 191H189V192H190ZM3 192H4V191H3ZM31 192H32V190H31ZM38 192H39V190H38ZM41 192H42V191H41ZM41 192H40V193H41ZM46 192H44V193H46ZM92 192H91V193H92ZM132 192L134 193V191H132ZM169 192H170V193H169ZM169 192H168V194H170V195H169V198H171L170 200H172V198H173V201H174V198H175V197H176V198L178 197L177 192H175V194H173L174 196L177 194V196H175V197H174V196H171V191H169ZM4 193H5V192H4ZM29 193H30V191H29ZM32 193H33V192H32ZM32 193H31V194H32ZM86 193L89 194V191L84 193V195H85V196H84V199H85V197L88 198V196H87ZM91 193H90V195H91ZM97 193H98V192H97ZM97 193H96V191H95V194H97ZM111 193H112V192H111ZM145 193H147V192H145ZM173 193H174V192H173ZM0 194H1V193H0ZM2 194H3V193H2ZM21 194H22V193H21ZM23 194H25V193H23ZM36 194H37V192H36ZM47 194H48V193H47ZM68 194H69V196H66L67 198H68V197H72V196H70V193H68ZM71 194H72V192H71ZM74 194H75V193H74ZM92 194H93V193H92ZM108 194H110V193H108ZM108 194H107V195H108ZM117 194H118V193H117ZM119 194H120V193H119ZM121 194H122V193H121ZM121 194H120V195H121ZM129 194H125V197L128 195V196L131 198V195H132V194H131V195H129ZM135 194H136V193H135ZM182 194H184V193H182ZM191 194H192V193H191ZM194 194H195V193H194ZM27 195H28V193H27ZM38 195H39V193H38ZM44 195H45V194H43V195L40 194V196H42V197H43ZM50 195H51V194H50ZM98 195H99V194H98ZM115 195H116V194H115ZM115 195H114V196H115ZM123 195H124V192H123V194L121 195V197H122ZM133 195H134V194H133ZM133 195H132V197H134ZM139 195H138V196H139ZM146 195H148V194H146ZM196 195H197V192H196ZM1 196H2V195H1ZM17 196H18V195H17ZM23 196H24V195H23ZM28 196H32V195L29 194ZM73 196H75V195H73ZM76 196H77V195H76ZM79 196H80V195H79ZM79 196H78V198L81 197V196H80V197H79ZM82 196H83V194H82ZM93 196H95V195H93ZM103 196H104V195H102V197H103ZM112 196H113V194H112ZM112 196H111V198L113 199L114 197H112ZM116 196H117V195H116ZM128 196H127V197H128ZM184 196H185V195H184ZM184 196H183V198H184ZM191 196H192V195H191ZM2 197H3V196H2ZM2 197H0V198H2ZM12 197H13V196H12ZM14 197H15V196H14ZM25 197H26V196H24L23 198H25ZM90 197H91V196H90ZM95 197H96V196H95ZM105 197H106V195L104 196V198H105ZM121 197H117V198L120 199ZM123 197H124V196H123ZM127 197H126V198H127ZM135 197H136V196H135ZM135 197H134V199H135ZM141 197H142V195H141ZM141 197H140V198H141ZM179 197H180V195H179ZM181 197H182V196H181ZM186 197H187V196H186ZM186 197H185V198H186ZM194 197H195V195H194ZM43 198H44V197H43ZM46 198H47V197H46ZM46 198H44V201H45ZM48 198H50V197H48ZM78 198H76V199H78ZM91 198H92V197H91ZM98 198H99V197H98ZM98 198H96V200H98ZM106 198H107V197H106ZM111 198H110V199H111ZM130 198H127V201H126V202H128V200H129ZM140 198H139V199H140ZM163 198H164V197H163ZM167 198H168V196H167ZM183 198H180V199L182 200ZM189 198H191V197H189ZM257 198H258L259 203H262V204L264 203V194H263V192H261V193H260V192L257 193ZM3 199H4V198H3ZM5 199H7V201H8V198H5ZM29 199H30V197H29ZM68 199H70V198H68ZM76 199H75V201H77ZM80 199H81V198H80ZM84 199H82V200L84 201ZM93 199H94V198H93ZM107 199H108V198H107ZM121 199H122V198H121ZM123 199H124V198H123ZM137 199H138V197H137ZM139 199H138V201H139ZM159 199H160V198H159ZM11 200H13V199L11 198ZM19 200H20V199H19ZM42 200H43V199H42ZM58 200H62V201H63V199H62L61 197H60V199H58ZM71 200H72V199H71ZM87 200H90V201H91L90 198H88ZM99 200H100V199H99ZM131 200H132V199H131ZM160 200H161V202H159V203H158V202L155 203V204H157V207H156V208L158 209L162 204H164V206L162 205V207H163V208L165 207V208H164V209L161 208V210L163 209V210H162V213L164 212L165 215H166V213L171 212V211H172L171 208H169V211L167 210V212H165V209H167L166 206H168V203L170 202V201H168L169 199H168V200H166L165 198L163 199V200H166V202H168L167 204L162 203V202H163L162 198H161ZM175 200L177 201V199H175ZM181 200H180L177 204H179L180 202L182 203ZM188 200H190V199H188ZM194 200H195V198H194ZM2 201H4V200H1V202H2ZM9 201H10V197H9ZM14 201H15V199H14ZM20 201L22 202L23 200H20ZM28 201H29V200H28ZM28 201H27V204H26V202H25L24 204L28 205ZM31 201H32V200H31ZM33 201L35 202V200H33ZM47 201H48V199H47ZM56 201H57V199H56ZM62 201H61V202H62ZM102 201L104 202L105 200L102 199L101 202H99V204H102ZM111 201H112V202H111ZM111 201H110V203H113V200H111ZM115 201H116V199H115ZM115 201H114V202H115ZM118 201H119V202H122V201H124V200H122V201H121V200H118ZM129 201H130V200H129ZM133 201H134V200H133ZM138 201H136V202H138ZM158 201H159V200H158ZM173 201H171V202H173ZM1 202H0V205H1ZM11 202H12V201H11ZM11 202H10V203H11ZM16 202H19V201H16ZM29 202H30V201H29ZM38 202H39V201H38ZM54 202H55V201H54ZM57 202H58V201H57ZM57 202H56V203H57ZM79 202L81 203L82 201H79ZM79 202H78V203H79ZM86 202H87V201H86ZM86 202H84L83 204H85ZM92 202H95V201H92ZM92 202H91V204H92ZM107 202H109V201H107ZM183 202H185V199H183ZM192 202H193V201H192ZM6 203H7V202H6ZM8 203H9V202H8ZM8 203H7V206H8ZM10 203H9V205H10ZM35 203H36V202H35ZM56 203H55V204H56ZM59 203H60V202H58V204H59ZM65 203H66V202H65ZM71 203H72V202H71ZM96 203L98 204L97 201H96ZM110 203H109V204H110ZM116 203H118V202L116 201ZM122 203H124L123 207L126 208L127 205H129L128 208L130 207V204H127V205L125 206V202H122ZM122 203H120V204H122ZM160 203H162V204H160ZM189 203H190V202H188L187 204H189ZM194 203H195V202H194ZM194 203L191 204L192 207L194 206ZM11 204H12V203H11ZM39 204H41V201H40ZM39 204H38V205H39ZM63 204H64V203H62V206H63ZM66 204H68V203H66ZM69 204H70V202H69ZM83 204H82V205H83ZM89 204H90V202H89ZM93 204H94V203H93ZM93 204H92V205H93ZM104 204H105V203H104ZM120 204L118 203L119 207L121 206V208H122V205H120ZM134 204H135V203H134ZM134 204H133V206H134ZM170 204H171V203H170ZM177 204H176V205H177ZM15 205H16V203H15ZM26 205H22L23 208H21V205H20V202H19V206H18V204H17L18 207H16V208L19 209V207H20L21 211H20V210H18V211L22 212V211L25 210V211H28V212H27L28 214H30L29 211H31L32 215H34L33 212H32V209H30L31 204H29L30 206L28 205V206H29V207H27L28 210H26V208H25ZM36 205H37V204H36ZM60 205H61V204H60ZM71 205H72V204H71ZM71 205H70V206H71ZM74 205H75V204H74ZM87 205H88V204H86V206H87ZM92 205H89V206H90L89 208H91ZM94 205H95V204H94ZM111 205H112V204H111ZM138 205H139V207H140V204H138ZM138 205H135V206L137 207L136 209H138ZM158 205H160V206H158ZM165 205H166V206H165ZM173 205H175V203L172 204V208H173ZM179 205H180V204H179ZM179 205H178V206H179ZM181 205H182V206H180V208H179L180 210L182 209V207L185 208V209L188 208V207H184L185 205L183 206V203H182ZM2 206L5 207L6 204H5V205H2ZM10 206H11V205H10ZM24 206H25V207H24ZM33 206H34V205H33ZM33 206H31V208H32ZM56 206H57V205H56ZM76 206H77V205H76ZM79 206H80V205H79ZM113 206H114V205H113ZM131 206H132V205H131ZM152 206H153V205H152ZM152 206H150V207L152 208ZM155 206H156V205H155ZM169 206H170V205H169ZM169 206H168V207H169ZM187 206H190V204L187 205ZM13 207H15V206H13ZM41 207H42V206H41ZM53 207H55V206H53ZM67 207L69 208V206H67ZM74 207H75V206H74ZM148 207H149V206H148ZM192 207H191V208H192ZM194 207H195V206H194ZM197 207H198V206H197ZM197 207H195V208H197ZM0 208H1V206H0ZM16 208H14V209H16ZM33 208H35V206H34ZM39 208H40V207H39ZM39 208H38V209H39ZM70 208H71V207H70ZM70 208H69V209H70ZM77 208H78V207H77ZM77 208H74V209L76 210ZM87 208H88V207H87ZM87 208L84 209V210H83V208L81 209V210H83V211H80V212H82V213H80V214H81V218H82V215L84 214V212H86ZM130 208H131V207H130ZM134 208H135V207H134ZM134 208H132V209L135 210ZM141 208H142V207H141ZM153 208H155V207H153ZM175 208L177 209L176 206H175ZM175 208H173V209H175ZM11 209H12V208H11ZM11 209H10L9 212H10L12 215H13V214L15 215L16 213H13V212H15V210H14V211H11ZM22 209H23V210H22ZM52 209H53V208H52ZM58 209H59V208H58ZM95 209H96V208H95ZM149 209H150V208H149ZM170 209H171V211H170ZM12 210H13V209H12ZM33 210H34V209H33ZM36 210H37V207H36ZM54 210H55V209H54ZM90 210L93 211L92 209H90ZM90 210L88 209V211H90ZM106 210H107V209H104L103 211H106ZM139 210H140V209H139ZM139 210H138V211L135 210V211L140 212ZM142 210H143V208H142ZM183 210H184V209H183ZM191 210H192V209H191ZM197 210H198V209H197ZM1 211H2V212H1ZM3 211H4V209L0 210L1 214L4 215L3 217H5L6 215H7L8 217H7V219L3 218V219H5L4 221H3V219L1 218L0 223H1V221H2V222H5V225H4V226H0V227H1V228H2V227H5L4 229H6L7 226L10 225V223H9V224H6V222H7L6 220L9 221L8 218H9L10 213L8 214L7 211L5 210V212L7 213V214L5 215V214H3V213H5V212H3ZM16 211H17V210H16ZM52 211H53V210H52ZM56 211H57V210H56ZM72 211H74V210H72ZM88 211H87V213H88ZM107 211H108V210H107ZM135 211H134V212H135ZM146 211H147V210H146ZM151 211H152V213H153V210H151ZM156 211H157V213H158L159 209L156 210ZM156 211H155V212H156ZM185 211H187V210H185ZM194 211H195V210H193V212H194ZM20 212H18L17 214H20ZM37 212H38V210H37ZM37 212L35 211V213H37ZM94 212H95V211H94ZM96 212H97V211H96ZM130 212H131V209H130ZM137 212L135 213L136 215L138 214ZM142 212H143V211H141L139 214H140V215L143 214ZM155 212H154L152 215H154ZM173 212H174V211H172L171 213H173ZM175 212H176V211H175ZM175 212L173 213V215L177 214V213H175ZM188 212H189V211H188ZM188 212H187V213H188ZM196 212H197V211H196ZM23 213H25V212H23ZM23 213H21L22 215L20 214L21 216L18 215L19 218L22 217V216L24 217V214H23ZM38 213H39V212H38ZM56 213H58V212H56ZM73 213H74V212H73ZM73 213H72V214H73ZM92 213H93V212H92ZM162 213H161V214H162ZM164 213H163L162 216H164ZM182 213H183V211H182ZM191 213H192V212H191ZM25 214H26V213H25ZM53 214H54V213H53ZM99 214H101V213H99ZM99 214L97 213V215H99ZM102 214H103V213H102ZM102 214H101L100 216H102ZM105 214H106V213H105ZM108 214H109V213H108ZM118 214H119V213H118ZM127 214H128V213H127ZM150 214H151V212H150ZM158 214H159V213H158ZM158 214H157V216H158ZM168 214H169V213H168ZM168 214H167V215H168ZM178 214L180 215V214H181V211H180V213H179V210H178ZM188 214H189V213H188ZM188 214H187V215H188ZM195 214H196V213H195ZM12 215H10V216H12ZM26 215H27V214H26ZM30 215H31V214H30ZM37 215H38V214H37ZM87 215H89V214H87ZM94 215H96V214H94ZM119 215H120V214H119ZM185 215H186V212H185ZM192 215L194 216V214H192ZM15 216H16V215H15ZM15 216H14V218H15ZM35 216H36V215H34V217H35ZM39 216H40V215H39ZM47 216H48V214H47ZM49 216H50V215H49ZM52 216H53V215H52ZM54 216H56V215H54ZM54 216H53V220H54ZM79 216H80V215H79ZM83 216H84V215H83ZM100 216H99V217H100ZM103 216L105 217V215H103ZM103 216H102V218H103ZM150 216H151V215H150ZM159 216H160V215H159ZM170 216H172V214H171V215L169 214V217H170ZM177 216H178V215H177ZM180 216H181V215H180ZM197 216H198V212H197L196 217H197ZM12 217H13V216H12ZM12 217H11V218H12ZM26 217H27V218H26ZM26 217H25V218H20V219H23V220L25 219L24 222H25V221L27 222L28 219H30V221H31V220H33V218H34L33 216H32V217H33L32 219H31V218H28L29 215L26 216ZM30 217H31V216H30ZM88 217H90V215H89ZM91 217H93V215H91ZM127 217H128V216H127ZM140 217H141V216H140ZM164 217H165V216H164ZM172 217H173V216H172ZM172 217H170V218H172ZM181 217H182V216H181ZM189 217H190V216H188V219H189V221H190V218H191V217H190V218H189ZM11 218H10V219H11ZM14 218H12V220H14ZM19 218H17L18 221H19ZM35 218H37V217H35ZM35 218H34V219H35ZM41 218H42V217H41ZM41 218H40V219H41ZM50 218H52V217H50ZM50 218H46V219L49 220ZM156 218H157V217H156ZM160 218H161V216H160ZM160 218H159V219H160ZM175 218L177 219V218H180V217H174V219H175ZM40 219H39V221H40ZM83 219H84V217H83ZM86 219H89V218H85V223H86ZM94 219H95V218H94ZM163 219H164V218H163ZM163 219H162V220H163ZM165 219H166V218H165ZM172 219H173V218H172ZM192 219H193V218H192ZM15 220H16V218H15ZM15 220H14V222L17 221V220L15 221ZM36 220H38V218H37ZM48 220H45V223H46V221H48ZM50 220H51V219H50ZM53 220H52V221H53ZM55 220H56V219H55ZM78 220H80L79 217H78ZM81 220H82V219H81ZM91 220H93V219H91ZM91 220H90V221H91ZM99 220H100V219H99ZM125 220H126V219H125ZM135 220H136V219H135ZM144 220H145V219H144ZM144 220H142V221H144ZM162 220L160 219V221H161L160 224L163 222ZM18 221H17V222H18ZM34 221H35V220H34ZM34 221H33V222H34ZM39 221H38V222H39ZM83 221H84V220H83ZM87 221H88V220H87ZM96 221H97V220H96ZM96 221L94 220V222H96ZM102 221H103V222H102ZM121 221H122V220H121ZM132 221H133V220H132ZM137 221H138V220H137ZM171 221H172V220H171ZM173 221H174V220H173ZM175 221H176V220H175ZM192 221H193V220H192ZM24 222L22 221L23 224L26 223V222H25V223H24ZM92 222H93V221H92ZM92 222H91V223H92ZM94 222H93V223H94ZM100 222H102V223H101V224H102V227H104V226H105V225L103 226L104 220L101 219V220L99 221V223H100ZM123 222H124V220H123ZM138 222H139V221H138ZM158 222H159V220H158ZM168 222H169V221H168ZM194 222H195V221H194ZM7 223H8V222H7ZM31 223H32V221H31ZM40 223H41V221H40ZM43 223H44V222H43ZM52 223H53V222H52ZM78 223H79V222H78ZM93 223H92V224H93ZM114 223H116V221H115ZM164 223H165V221H164ZM169 223H171V222H169ZM173 223H174V222H173ZM181 223H182V222H181ZM183 223H184V221H183ZM3 224H4V223H3ZM3 224H2V225H3ZM34 224H35V223H33V225H32L33 227H34ZM38 224H39V223H37V225H38ZM83 224H84V223H83ZM96 224H97V223H96ZM96 224H95V225H96ZM104 224H106V222H105ZM118 224H119V223H118ZM133 224H136V223L133 221ZM162 224H163V223H162ZM12 225H15V224L11 222V226H12ZM29 225H30V224H29ZM44 225H45V224H44ZM49 225H50V223H49ZM71 225H72V224H71ZM81 225H82V224H81ZM87 225H88V224H87ZM95 225L93 224V227H94ZM109 225H110V224H109ZM109 225H108V226H109ZM124 225H126V224L124 223ZM163 225H165V224H163ZM166 225H167V223H166ZM186 225H187V224H186ZM11 226H9L10 229H11ZM17 226H18V225H16V227H17ZM35 226H36V224H35ZM53 226H54V225H53ZM74 226H75V224H74ZM97 226H98V225H97ZM100 226H101V225H99V227H100ZM111 226H114V224L111 225ZM111 226H109V227H111ZM117 226H118V225H117ZM129 226H130V225H129ZM135 226H136V225H135ZM184 226H185V225H184ZM9 227H8V228H9ZM14 227H15V226H14ZM14 227L12 226L13 229H14ZM47 227H48V226H47ZM78 227H79V226H78ZM78 227H76V229H77ZM80 227H81V226H80ZM85 227H87V226H85ZM105 227H106V226H105ZM105 227H104V229H108V228H105ZM114 227H115V226H114ZM125 227H126V226H125ZM127 227H128V226H127ZM132 227H133V226H132ZM17 228H18V227H17ZM55 228H56V227H55ZM87 228H88V227H87ZM95 228H96V229H95ZM95 228H94V230H93L94 232H95V230L97 231V227H95ZM52 229H53V227L51 228V230H52ZM78 229H79V228H78ZM101 229H102V228H101ZM101 229H99V230H101ZM111 229H112V228H111ZM111 229H110V230H111ZM1 230H3V229H1ZM1 230H0V231H1ZM14 230H15V233L17 232L16 234H18V232H20V231L16 230V228H15ZM53 230H54V229H53ZM84 230H85V229H84ZM90 230H91V229H89V233L91 232V234H92L93 232L90 231ZM108 230H109V229H108ZM10 231H11V230H10ZM10 231L3 230V232H5V233H6V232L8 233V232H10ZM65 231H68V230H65ZM65 231H64V232H65ZM75 231H76V230H75ZM86 231H87V230H86ZM103 231H104V230H103ZM111 231H112V230H111ZM111 231H110V232H111ZM121 231H122V230H121ZM121 231H118V232H120L119 234L122 233V236H120L119 234H118V235H119V237H121V242H122V239L124 238L123 235L126 236V235H125L126 233L124 232L125 230L122 231V232H121ZM3 232L1 231V232H0V235H3V236H4V233H3ZM12 232H14V231H12ZM12 232H10V233H12ZM35 232H36V231H35ZM45 232H46V231H45ZM49 232H50V231H49V228H48V231H47L46 233H49ZM51 232H53V234H54V233L57 234V231H51ZM78 232H79V231H78ZM82 232H83V231L80 230V233H79V234H81ZM104 232H106V230H105ZM118 232H115V228H114V233L116 234V233H118ZM123 232H124L125 234H123ZM21 233L23 234L24 232L22 231ZM41 233H42V232H41ZM46 233H42L44 237H47V235H46V236L44 235V234H46ZM68 233H69V232H68ZM72 233H73V232H72ZM98 233H99V232H98ZM98 233H96V235H97ZM8 234H9V233H8ZM8 234H5V235H8ZM25 234H26V232H25ZM25 234H24V235H25ZM53 234H51V235H53ZM60 234H61V233H60ZM62 234H64V233H62ZM85 234H86V233H85ZM115 234H114V235H115ZM39 235H40V234H39ZM58 235H59V233H58L56 236H58ZM70 235H71V234H70ZM73 235H77V234H76V233H73ZM81 235H82V234H81ZM81 235L78 236L79 238L77 237L78 240H80V241H83V240H84V241H85V240H86L85 238H83V240H81L82 238H80V237H83V236H81ZM89 235H90V234H89ZM89 235H88V236H89ZM9 236H10V235H9ZM9 236H8V237H9ZM14 236H15V234H14ZM14 236H13V237H14ZM29 236H30V235H29ZM29 236H28V237H29ZM32 236H33V235H32ZM49 236H50V235H49ZM49 236H48V238H49ZM56 236L54 235V236H52V237L55 238ZM64 236H65V234L62 236V239H63ZM67 236H68V238H69V234H68ZM88 236H87V237H88ZM0 237H1L2 239H6V237H2V236H0ZM8 237H7V238H8ZM15 237H16V236H15ZM17 237H18V238H13V239H16V240L19 239V234H18ZM37 237H38V235H37ZM44 237H43V238H44ZM65 237H66V236H65ZM93 237H96V236L93 235ZM115 237H117V236L115 235V236L113 237V239H115ZM122 237H123V238H122ZM1 238H0V239H1ZM40 238H41V236H40ZM59 238H60V235H59ZM66 238H67V237H66ZM70 238H72V235H71ZM73 238H74V237H73ZM9 239H10V237H9ZM13 239H12V241H13ZM26 239H27V238H26ZM30 239H31V238H30ZM41 239H42V238H41ZM45 239H46V238H45ZM56 239H57V238H56ZM60 239H61V238H60ZM60 239H59V241H60ZM116 239H117V238H116ZM6 240L8 241V239H6ZM16 240H15V241H16ZM19 240H20V239H19ZM23 240H24V239H21L20 241L22 242ZM32 240H33V238H32ZM37 240H38V239H37ZM37 240H36V241H37ZM49 240H52V238L49 239ZM49 240H47V241L45 240V241H43V242H47V243H48ZM63 240H64V239H63ZM72 240H73V239H72ZM72 240H71V241H72ZM75 240H76V239H74V241H75ZM89 240H90V239H89ZM2 241H4V240H2ZM9 241H10V240H9ZM38 241H39V240H38ZM38 241L36 242V244L38 243ZM54 241H55V240H54ZM65 241H66V239H65ZM87 241H88V240H87ZM118 241H119V239H118ZM24 242H25V241H24ZM24 242H23V245H24ZM51 242L53 243V241H51ZM66 242H68V241H66ZM5 243H6V242H5ZM39 243H40V242H39ZM39 243H38V244H39ZM47 243H45V245H46ZM58 243H59V242H58ZM68 243H70V242H68ZM71 243H72V242H71ZM77 243H80V242H77ZM42 244H43V243H42ZM61 244H63V243H61ZM75 244H76V243H75ZM75 244H72V245H75ZM80 244H81V243H80ZM80 244H79V245H80ZM82 244H83V242H82ZM88 244H89V243H88ZM32 245H33V244H32ZM45 245H44V248L47 247V246L45 247ZM51 245H52V244H51ZM55 245H56V244H55ZM57 245H58V244H57ZM65 245H66V244H65ZM72 245H71V246H72ZM76 245H77V244H76ZM83 245H84V244H83ZM83 245H82V246H83ZM163 245H164V244H163ZM39 246H40V245H39ZM49 246H50V245H49ZM53 246H54V245H53ZM53 246H51V247H53ZM86 246H87V245H86ZM21 247H22V246H21ZM57 247H58V246H57ZM60 247H62V246H60ZM83 247H84V246H83ZM107 247H108V245H107ZM161 247H163V246H161ZM39 248H40V247H39ZM42 248H43V247H42ZM44 248H43V249H44ZM68 248H69V247H68ZM74 248H77V247L75 246ZM86 248L88 249V246H87ZM105 248H106V247H105ZM31 249H32V247H31ZM37 249H38V247H37ZM40 249H41V248H40ZM47 249H49V248L47 247ZM47 249H45V251H46ZM66 249H67V248H66ZM87 249H86V250H87ZM0 250H1V249H0ZM29 250H30V249H29ZM35 250H36V249H35ZM61 250H63V249H61ZM94 250H95V249H94ZM104 250H105V249H104ZM32 251H34V250L32 249ZM37 251H38V250H37ZM53 251H54V250H53ZM59 251H60V250H59ZM97 251H98V250H97ZM105 251H106V250H105ZM107 251H109V249H107ZM38 252H40V251H38ZM47 252H49V251H47ZM50 252H52V251H50ZM50 252H49V253H50ZM67 252H68V251H67ZM32 253H33V252H31V254H32ZM45 253H46V252H45ZM52 253H53V252H52ZM65 253H66V251H65ZM68 253H69V252H68ZM25 254H26V253H25ZM50 254H51V253H50ZM57 254H58V253H57ZM95 254H96V252H95ZM48 255H49V254H48ZM51 255H52V254H51ZM53 255H54V254H53ZM55 255H56V254H55ZM64 255H67V254H64ZM23 256H24V255H23ZM43 256H44V255H43ZM60 256H61V253H60ZM69 256H70V255H69ZM69 256H68V257H69ZM71 256H72V255H71ZM29 257H30V256H29ZM45 257H46V256H45ZM49 257H50V256H49ZM53 257H54V256H53Z\"/></svg>", "mask_w": 264, "mask_h": 264}, {"label": "crops", "instance_id": "0c3cea01", "mask_svg": "<svg viewBox=\"0 0 264 264\" xmlns=\"http://www.w3.org/2000/svg\"><path fill=\"white\" fill-rule=\"evenodd\" d=\"M215 178H216V176H215Z\"/></svg>", "mask_w": 264, "mask_h": 264}]
</instances>
